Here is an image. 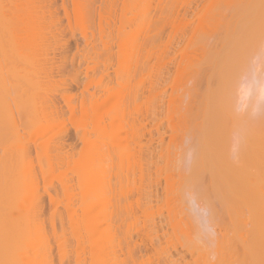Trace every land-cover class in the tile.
Returning <instances> with one entry per match:
<instances>
[{
	"label": "rangeland",
	"instance_id": "374dc122",
	"mask_svg": "<svg viewBox=\"0 0 264 264\" xmlns=\"http://www.w3.org/2000/svg\"><path fill=\"white\" fill-rule=\"evenodd\" d=\"M57 1V2H56ZM79 0H40L39 2L41 3H38L37 5L39 6V4L40 5H42L41 7V9H44L45 11H44V17H43V20H44V22H42V19H41V21L40 22H42V24L40 23V24H38V26H42V27H44L45 26V29L43 30L42 28L40 29V31H45L46 30V28H47V30L45 31L46 32V36H48V35H50V38H51V36L53 35L55 38H57L59 41H60V43L64 40V38H65V40L60 44V43H55V45H54V43L52 42V40L50 39V38H47V40H49V41H51L52 43H53V45H52V48L54 47V50L56 51H54V52H51V50L48 52V54H49V57L51 58V56H54V58L58 61H56V62H54L55 64V67L57 68V70H56V68L54 67L53 69H54V76L56 77V75H57V78L60 76V74H62L63 73V78L65 79L66 78V81L67 82H70V78H72V76H74L76 73H78L77 74V76H78V78H79V81L80 82H84L85 81V76H84V73H83V71H84V64H86V63H88V65H94L95 63V67L97 68V64H98V61H99V59H100V61H101V56H103V59H102V61L100 62V63H102V66L99 64V67H98V69L99 70H102L103 68H104V60H106V62H107V60L109 61V59H108V54H110V56H111V54L112 53H110V51H112L113 52V50H114V53L116 52V54L114 55H112V56H114V58L113 57H110V58H112V59H110V63L112 62V65L110 64V67H108V64H107V71H109V75H110V77H112V79H113V77L115 76V77H117V79H119L120 78V80H117V81H119V82H117V83H122L124 80H121V77L123 78V77H126V76H124L125 74H128V72H129V69L132 67V69H133V71L131 72V70H130V72H131V74H130V72H129V75H127L128 77H126V79L128 80L127 82H129L128 83V86H127V83H126V87L125 88H123V90L121 89L123 86L121 85V86H119L120 84H116L115 82H116V78L114 77V79H113V90L117 93H114L113 92V96H111L110 98H109V100H107L106 101V104L104 103V105H103V107H105L104 108V110H106L108 107H109V105L111 104V102L113 101V98H114V96H115V98H117L116 96H120L121 97V93L123 94V96L121 97V98H126L127 99V95L128 94H130V90L129 89H131L132 91H133V93H134V90H135V86L136 85H138V88H139V86H140V84H141V81H142V79H144L143 81H144V83L145 84H141V85H145L144 86V89H143V86H142V88H141V86H140V89L143 91L142 92V94H143V97H145L144 95H146V97H147V95H148V97H149V99L150 100H152L151 99V97L153 98V97H155V98H153V101L154 102H152V104L150 105L149 103H148V101H149V99H148V97H147V101H145V98H142L143 99V101L142 100H140V98H138L139 99V101H138V99H137V101L138 102H136L137 103V105H136V103H134V106L136 107V109H137V106H138V108H141V109H138V111L140 110V112H142L140 115H139V112L137 113V114H134L133 115V117H135V115L137 116V118L135 117V121L134 120H132L134 123H133V125H131L132 124V121L130 120V121H128L129 122V124L131 125L130 126V129H129V126H128V122H127V124H126V122H122L121 121V124H120V126H119V128H118V132H119V130L120 129H122V133L123 132H125L124 133V135H127V136H125V139L126 140H124V144L122 143V146L120 145L119 147L120 148H123L124 149V151H123V149H121V153H125V151H128L129 149V153L131 152H133L131 155L129 154L128 155V152L127 153H125L124 155L125 156H123L124 158H122V161L123 162H120L121 160H117L116 159V163L117 162H120V163H122V164H120V163H118V168L116 167V169H119L120 167H121V169L123 170H121L120 169V171L118 172L115 168H114V166H115V160H114V166L113 167H111V168H113V170L112 169H108V170H111V171H109V172H107L108 173V175L106 176V178L105 179H111L113 182H116V187L117 188H119L120 186H119V183L117 182L118 181V179L116 180V178L117 177H113V175H117L118 173L120 174V181H121V183H122V190L121 189H118V190H120V192H119V196L118 197H120V198H122V197H124L125 198V196H126V198H129V200L131 199V202H132V210L130 211V212H133L132 214L134 215V213H135V211H136V213H135V217H137L136 219L138 220H136V221H133L134 219H127L128 221H126V226H125V224H119V226L117 225V228H118V230H117V233H118V236H119V238H120V240H122V245H123V252H126L127 250H129L130 251V256L133 258L132 260V264H133V262H134V264H153V263H155V264H182V263H184V264H264V256L261 254V248H263V246H264V244L263 245H261V246H257V247H255V246H253L252 245V241L253 240H255L254 239V231H255V227H256V224H254V219L257 217L258 218V215H260L258 212H257V209L255 210V209H253L254 207L256 208L257 206H258V208H259V205L261 206L262 205V203L264 204V199H262V202L261 203H259L258 201H257V203H256V200L252 203V202H249V204L250 205H248V204H246L244 207H243V212L241 211V213L239 212L240 210H242V208L238 211V213H240L241 215H240V217L238 218V220L239 221H242L243 223H244V227H242V229H240L241 230V236H240V234L238 233V235L236 234V232L238 231V229L236 228V224H235V222H233L232 220H233V217H232V215H230V214H228V211H226L222 206H221V203H222V196H224V194L220 191V192H218V190H217V188L215 189L214 188V190L212 189V187L214 186V187H216V184H214L213 183V181L215 180V178H214V176L212 177V175H211V173H210V171L208 170V168L206 167V165L200 160V161H195V165L193 164V162H194V160H195V158L194 159H192V162H191V164L190 165H188V167L186 166V167H180V168H178L177 167V164H176V161H177V157H178V155H179V149L183 146V144H184V140H185V137H189V138H192V139H190L193 143H191V148H193L192 150H194V146H195V144L197 145V147H196V149L198 150V147L200 146V145H198V144H200V143H198L199 141H200V133H201V128H202V125L203 124H205V123H207L206 122V120H205V116H207V114H209V112L208 113H206L208 110L207 109H209V107H206V102H207V104H208V102L210 101L209 99H208V96H209V94L210 93H212V92H215V85H214V83H216V82H214L215 81V76L213 77L211 74H213V75H217V74H215V73H217V72H215L216 71V69L219 67L220 68V65H217V64H221V61H220V58H222L221 56H224L225 54H226V52H228V50H230V48L231 49H234L233 48V46H234V41L236 42V40L238 39V38H240V36L241 37H243L242 36V34L241 33H243L246 29L248 30V28H251L252 30H253V28L252 27H255V26H253L252 24H251V22H253L254 23V25H256L257 23L259 24H257V27L258 28H260V26L262 27V24H264V18H263V16H262V18H261V21H259V18H257V16L256 15H253L252 14V12H256V14L257 15H259V12L257 11V9L259 10V8L260 7H258L257 9L256 8H254L255 7V5H256V3L258 2H255V0H251V2H250V0H186V2H185V0H173V2H172V0H152L151 2H150V0H131V2H130V0H80L79 2H78ZM94 1H95V3H94ZM135 1V2H134ZM187 1H189V3H188V5H186L187 4ZM246 1V2H245ZM261 1V0H260ZM62 2V3H61ZM72 2H73V4H72ZM115 2H116V4H115ZM120 2V3H119ZM139 2H140V4H139ZM166 2V3H165ZM184 2H185V5H184ZM191 2V3H190ZM254 2V3H253ZM109 3V4H108ZM123 3V5H121ZM147 3V4H146ZM158 3V4H157ZM173 3V4H172ZM183 3V4H182ZM243 3H244V5H243ZM259 3V2H258ZM261 3V2H260ZM94 5V7H93V5ZM106 4V5H105ZM125 4V5H124ZM135 4H136V6H135ZM163 4H164V7H163ZM239 4V5H238ZM255 4V5H254ZM47 6V7H45L44 8V6ZM82 5H84V6H82ZM112 5V6H111ZM115 5V6H114ZM134 5V6H133ZM149 5V6H148ZM150 5H152L151 7H150ZM252 5H254L253 6V8H252ZM51 6H52V9H51ZM87 6V8L85 9V7ZM120 6H121V8H120ZM170 6V7H169ZM261 7H262V3H261V5H260ZM50 7V8H49ZM100 7H101V13H100ZM125 7V8H124ZM142 7V8H141ZM144 7H145V9H144ZM168 7V8H167ZM64 8H65V10L67 11V16L66 15H64L65 13H64ZM69 8V9H68ZM95 8V9H94ZM107 8V9H106ZM119 8V9H118ZM134 8H135V10H134ZM158 8V9H157ZM162 8V9H161ZM163 8H164V10H163ZM166 8H167V11H166ZM49 9H50V11H52L51 13H52V16L55 18V20H54V18H53V20L55 21V23L53 22V27L51 26V23H50V19H48V16L51 14L50 13V11H49ZM89 9V10H88ZM114 9V10H113ZM124 9V10H123ZM133 9V10H132ZM138 9H139V11H138ZM142 10V12H141V10ZM151 9V10H150ZM260 9H262V8H260ZM48 10V11H47ZM56 10V11H55ZM58 10V11H57ZM62 10V11H61ZM83 10V11H82ZM86 10H87V12H86ZM149 10V11H148ZM239 10H240V13H239ZM255 10V11H254ZM55 11V12H54ZM60 11V12H59ZM99 11V12H98ZM104 11H106V13L104 12ZM113 11V12H112ZM169 11V12H168ZM173 11V12H172ZM260 11V10H259ZM85 12V13H84ZM104 14H103V13ZM144 12V13H143ZM145 12H147V14L145 13ZM148 12H149V14H150V16H149V14H148ZM153 12H155V14L153 13ZM172 12V13H171ZM58 13V14H57ZM95 13V14H94ZM116 13V14H115ZM124 13V14H123ZM133 13H134V15H133ZM142 13V14H141ZM152 13H153V15H152ZM169 13H170V15L171 16H169ZM247 13V15H245ZM47 14H49V15H47ZM56 14V15H55ZM73 14V15H72ZM130 14V15H129ZM168 14V15H167ZM173 14V15H172ZM242 14L244 15V16H246L245 18H244V16H242ZM263 14H264V9H263ZM58 15V16H57ZM68 15H69V17H68ZM101 15V16H100ZM104 15H105V18H104ZM117 15V16H116ZM124 15V16H123ZM144 15H145V18H144ZM250 15H251V18H250ZM252 15L255 17L254 19L252 18ZM111 16V17H110ZM155 16V17H154ZM164 16V17H163ZM260 16V15H259ZM51 17V16H50ZM90 19H89V18ZM140 17H141V19H140ZM158 17V18H157ZM62 18V19H61ZM73 18V19H72ZM103 18V20H101V19ZM107 18V19H106ZM121 18V19H120ZM143 18H144V20H143ZM180 18H182V22H181V19ZM251 19V21L249 20V22H250V24L252 25H249V23L248 24H246V23H243V21L244 22H246V21H248L247 19ZM46 19V20H45ZM57 19H59V20H57ZM65 19V20H64ZM67 19V20H66ZM79 19V20H78ZM113 19H114V21H113ZM123 19H125L124 20V23H123ZM138 19V20H137ZM241 19V20H240ZM246 19V20H245ZM252 19L253 20H255V19H258V21L261 23H259L258 21L255 23L254 21H252ZM262 19H263V21H262ZM94 20V21H93ZM120 20H121V22H120ZM174 20V21H173ZM46 21V22H45ZM59 21H61V22H59ZM68 21V22H67ZM89 21V22H88ZM103 21V22H102ZM113 21V22H112ZM125 21H126V23H125ZM132 21L134 22V23H132ZM137 21V22H136ZM144 21V22H143ZM152 21V22H151ZM178 21V22H177ZM184 21V22H183ZM242 21V22H241ZM107 22V23H106ZM111 22H112V25H111ZM129 22V23H128ZM180 22V23H179ZM190 22V23H189ZM72 23V24H71ZM122 23H123V25H122ZM153 23V24H152ZM184 23V24H183ZM241 23V24H240ZM45 24V25H44ZM47 24V25H46ZM57 24V26L55 27V25ZM96 24V25H95ZM103 24L105 25V26H103ZM107 24V25H106ZM124 24H125V26H124ZM136 24V25H135ZM238 24H240L239 26H238ZM73 25V26H72ZM109 25H110V27H109ZM50 26L52 27L51 28V30H50ZM60 26V27H59ZM238 27V29H237V27ZM245 26V27H244ZM249 26V27H248ZM251 26V27H250ZM49 27V28H48ZM55 27V28H54ZM57 27H59V29L57 28ZM65 27V28H64ZM96 27H97V29H96ZM143 27H144V29H143ZM179 27V28H178ZM182 27V28H181ZM226 27H227V29H226ZM248 27V28H247ZM40 28V27H39ZM66 28H67V30H66ZM69 28V29H68ZM75 28V29H74ZM109 28V30H107ZM113 28H114V30H113ZM137 28H138V30H137ZM151 30H150V29ZM239 28H240V30H239ZM243 28L245 29V30H243ZM54 29V30H53ZM55 29H56V31H55ZM77 29V30H76ZM143 29V30H142ZM237 29V30H236ZM250 29V30H251ZM262 29H264V27L262 28ZM49 30H50V32H49ZM63 30V31H62ZM70 30V31H69ZM84 30V31H83ZM112 30H113V32H112ZM132 30V32H130ZM242 30V31H241ZM249 30V31H250ZM48 31V32H47ZM59 31V32H58ZM60 31H62V32H64V33H62L61 32V34H60ZM77 31V32H76ZM116 31H117V36H119L118 37V39H116ZM120 31V32H119ZM124 31L126 32L125 34H124ZM143 31V32H142ZM231 31V32H230ZM248 31V33H249V36H248V34L247 33H243L244 35H246L247 34V36H244V38H249L248 39V42H249V40L252 38V36L253 37H255L254 36V34L255 35H257L258 37H256L257 39H255V41L254 42H257V41H259V43H258V45H257V43H255L254 44V47H255V45L257 46L256 47V50L262 45V44H264L263 42H264V30H262V32H261V29H260V31L258 32V34L259 33H261L260 35L262 36V38L258 35V34H256L257 33V31H258V29L256 30L255 29V31H256V33L255 32H253L254 34L252 35V31L251 32H249ZM41 32V33H42ZM66 32V33H65ZM111 32V33H110ZM118 32H119V35H118ZM122 32V33H121ZM151 34H149V33ZM50 33V34H49ZM79 33V34H78ZM158 33V34H157ZM251 33V34H250ZM52 34V35H51ZM60 34V35H59ZM83 34H84V36L86 35V39L88 40L87 42H85V40H84V36H83ZM129 34V35H128ZM140 34H141V36H140ZM156 34V35H155ZM234 34V35H233ZM238 34V35H237ZM42 35V37H43V34H41ZM79 35V36H78ZM98 35V36H97ZM107 35V36H106ZM230 37H229V36ZM62 36V37H61ZM73 36V37H72ZM101 36V37H100ZM122 36H123V38H122ZM128 36H129V38H128ZM235 36H237V38H236V40H235ZM49 37V36H48ZM107 37H109V38H107ZM149 37H150V39H149ZM156 37V38H155ZM60 38V39H59ZM63 38V40H61ZM81 38H83V39H81ZM105 38H107V39H105ZM111 38V39H110ZM121 38L123 39V40H121ZM136 38V39H135ZM137 38H138V40H137ZM231 38V39H230ZM258 38H259V40H258ZM39 39V38H38ZM53 39V38H52ZM75 39V40H74ZM94 39V40H93ZM99 39V40H98ZM100 39L101 40H103V41H101L100 42ZM108 39H109V41H108ZM141 39H142V42H141ZM78 40V41H77ZM95 40H96V42H95ZM118 42H117V41ZM140 40V41H139ZM220 40H222V41H220ZM227 40V41H226ZM243 40L244 41V39L243 38H241V39H239V40H237V41H239V43L241 44V41ZM84 41V42H83ZM95 43H94V42ZM224 41V42H223ZM229 41V42H228ZM38 42H39V40H38ZM66 44H65V43ZM82 42V43H81ZM90 42V43H89ZM104 42V43H103ZM109 42V43H108ZM113 42V43H112ZM119 42H122L121 44H119ZM134 42V43H133ZM156 42V43H155ZM221 42H222V44H221ZM253 42V43H254ZM92 43L94 44L93 45V47H94V49L92 48ZM109 44V45H106V44ZM228 43V46H229V48H228V46L226 47V44ZM236 43H238V42H236ZM251 40H250V43H249V45H247V46H245L246 44H244L243 43V45L244 46H239V48H235V50H236V52L234 53V56L236 57H238L239 58V56L237 55V54H239L240 55V57H245L246 59H247V57H248V52H249V54L251 55V48L253 47V46H251ZM252 43V44H253ZM58 44V45H57ZM100 44V45H99ZM105 44V46H107L108 47V50L106 49V47H104L105 48V50H104V52H103V45ZM132 44H135V45H132ZM230 44V45H229ZM233 44V45H232ZM239 44V45H240ZM248 44V43H247ZM260 44V45H259ZM66 45V46H65ZM68 45V46H67ZM111 45V46H110ZM158 45V46H157ZM218 45V46H217ZM224 45V46H223ZM64 46V47H63ZM81 46L83 47V48H81ZM116 46V47H115ZM221 46H222V48H221ZM249 46V47H248ZM49 47V46H48ZM59 49H58V48ZM61 47H62V50H61ZM151 47V48H150ZM157 47V48H156ZM66 48V49H65ZM101 48H103V49H101ZM118 48V49H117ZM141 48H142V50H141ZM156 48V49H155ZM224 48V49H223ZM227 48V49H226ZM241 48H243L242 50H241ZM246 48H248V49H246ZM250 48V49H249ZM68 49V50H67ZM83 49V50H82ZM111 49V50H110ZM120 49V50H119ZM121 49H122V51H121ZM140 49V50H139ZM147 49V50H146ZM148 49H149V51H148ZM57 50H58V52H57ZM59 50H61V52H59ZM81 50V51H80ZM89 50H91V52H93V53H91L90 52V54H89V52H87V51ZM94 50H97L98 52H100V50H101V52H102V54L103 53H105L106 51V53L107 54H101V52L99 53L100 54V57L98 58V56H97V53L96 54H94ZM110 50V51H109ZM150 50L152 51V53H150ZM166 50H167V52H166ZM237 50H239V51H237ZM246 50V51H245ZM254 50V51H253ZM252 51L253 52H255V48L253 49ZM62 51H63V53L66 55H64L63 53H62ZM65 51V52H64ZM86 51V52H85ZM137 51V52H136ZM138 51H139V53H138ZM162 51V52H161ZM66 52H68V53H66ZM78 52V53H77ZM120 52L122 53V55L120 54ZM134 52V53H133ZM141 52H142V56H141V58H140V55H141ZM144 52H146V53H144ZM148 52V53H147ZM153 52H154V55H152L153 54ZM156 52V53H155ZM217 52V53H216ZM223 52V53H222ZM50 53H51V55H50ZM52 53H53V55H52ZM61 53V54H60ZM76 53V54H75ZM133 54V55H135V57H133L132 59L134 60V58H135V60L134 61H132V59H131V61L130 62H128L129 61V58H128V61L126 60V62H128V66H130V68L129 69H127V70H125V71H128L127 73L125 72L124 73V68H128V66L126 65L124 68L123 67H119V62H118V60H117V57H115V56H117V55H120L121 57H124L125 55H129V54ZM159 53V54H158ZM215 53V54H214ZM219 53V54H218ZM243 53V54H242ZM245 53V54H244ZM24 54H29L30 55V53L29 52H27L26 51V53H24ZM83 54V55H82ZM87 54H88V56H87ZM125 54V55H124ZM137 54H139V55H137ZM217 54V55H216ZM224 54V55H223ZM236 54V55H235ZM247 54V55H246ZM38 55V54H37ZM61 55V56H60ZM72 56V59L74 60V62H73V60H71L70 59V57ZM82 55V56H81ZM94 55H95V60L97 59L98 61L96 62L95 60H94V62L90 59V57H92V59L94 58ZM124 55V56H123ZM145 55V56H144ZM147 55H149L150 57H149V60L151 59V61H149L148 60V57H146ZM218 55H219V57H218ZM25 56V55H24ZM32 56H36V54L34 53V54H32ZM32 56H31V59H32ZM67 58H65V57ZM84 56V57H83ZM90 56V57H89ZM162 57L161 59H160V57ZM214 56H216V57H214ZM61 57H62V59H61ZM89 59H88V58ZM104 57L106 58V59H104ZM129 57H131V55H129ZM143 57V58H142ZM244 57L242 58V59H239V60H241L238 64H237V67H239L240 68V65H242L241 66V68L239 69L238 68V70H236V72L238 73L240 70L242 71V68H244L245 66V68L247 69V66H248V62L247 61H249V57H248V60H246V59H244ZM26 58V57H25ZM24 58V59H25ZM39 59L41 58V57H38ZM54 58H52L51 60H53ZM79 58V59H78ZM139 58V59H138ZM147 58V59H146ZM156 58V59H155ZM209 58H210V60H209ZM212 58V59H211ZM214 58V59H213ZM217 58V59H216ZM27 59V58H26ZM55 59H54V61H55ZM60 59V60H59ZM82 59V60H81ZM87 59V60H86ZM140 61V64H139V61ZM141 59V60H140ZM145 59V60H144ZM163 59V60H162ZM219 59V61L220 62H218L217 60ZM34 60V59H33ZM66 61V63H65V61ZM91 60V61H90ZM113 60H114V62H113ZM136 60H137V62H136ZM143 60V61H142ZM153 60V61H152ZM218 62H216V61ZM222 60V59H221ZM25 61V60H24ZM30 60H28L27 59V64L29 65V62ZM61 61V62H60ZM64 61V62H63ZM78 61V62H77ZM86 61V62H85ZM89 61V62H88ZM148 61V62H147ZM157 61H158V63H157ZM163 61H164V63H163ZM189 61H190V63H189ZM212 61V62H211ZM213 61H214V63H213ZM29 62V63H28ZM33 62V61H32ZM31 62V64H33ZM41 63V61L39 60L38 61V63ZM62 62H63V64H62ZM73 62V63H72ZM82 62V63H81ZM85 62V63H84ZM105 62V63H106ZM131 62H132V66L130 65L131 64ZM160 62V63H159ZM196 62H198L197 64H196ZM210 64V65H208V63ZM23 63V62H22ZM42 63H43V61H42ZM133 63L135 64L136 63V65H133ZM143 63V64H142ZM147 63H148V68L150 67L151 69L153 68V72L151 71L150 73H151V75L149 76V78H147V79H145V74H147V71H146V68L147 67H144L145 65L147 66ZM195 63V64H194ZM25 64V66L27 67V64L26 63H24ZM34 64H37V62L35 61V63ZM58 64H59V66H58ZM79 64H81L80 66V68H82V69H80V68H78V70H80V72L79 71H77V67H78V65ZM104 64V65H103ZM115 64H116V68L119 70L118 72H117V69L115 68L114 69V67H115ZM118 64V65H117ZM138 64V65H137ZM142 64V65H141ZM164 64V65H163ZM190 64H192V65H190ZM43 65V64H42ZM41 64H39V67H41L42 66ZM53 65V66H54ZM150 65V66H149ZM155 66V68H154V66ZM193 65H194V67H193ZM206 65V66H205ZM223 65V64H222ZM34 66V65H33ZM74 66V67H73ZM106 66V65H105ZM135 66H137V67H135ZM141 66V67H140ZM202 66V67H201ZM36 67H38V65H36ZM39 67L37 68V69H39ZM59 67V68H58ZM85 67H86V65H85ZM94 67V69H95V72H97L96 71V68ZM101 67V68H100ZM103 67V68H102ZM209 67H210V69H209ZM212 67V68H211ZM223 67V66H222ZM237 67H235V68H237ZM18 68V66H16V69ZM31 66H30V70H31ZM65 68V69H64ZM72 68V69H71ZM74 68H76L75 70H74ZM135 68H138V69H136L135 70ZM141 68V69H140ZM149 68V70H151ZM207 68H208V71H207ZM216 68V69H215ZM234 68V67H233ZM235 68H234V70H235ZM245 68L243 69L244 71H245ZM18 69H20L19 71L21 72L22 70H23V67L22 68H18ZM22 69V70H21ZM35 68H33V70H34ZM60 69V70H59ZM62 69H63V71H62ZM145 69V71H143ZM155 69V70H154ZM202 69V70H201ZM203 69H205V71H204V77H203ZM55 70H56V72H55ZM71 70V71H70ZM82 70V71H81ZM98 70V71H99ZM115 70V72H117L116 74H118L119 75V77H118V75H115L114 73L115 72H113ZM122 70H123V72H122ZM139 70V71H138ZM159 70V71H158ZM160 70H161V73H160ZM198 70V71H197ZM210 70V71H209ZM218 70V69H217ZM221 69H219V71H220ZM248 70V69H247ZM25 71H26V68H25ZM41 70H39V73H41L40 72ZM57 71L59 72L58 74H57ZM60 71H61V73H60ZM65 71V72H64ZM155 71V72H154ZM197 71V72H196ZM215 73H214V72ZM219 71H218V74H219ZM240 71V72H241ZM244 71H242L243 73H245ZM30 72V71H29ZM29 72H28V78H30L29 76H30V74H29ZM31 72H32V70H31ZM36 72V71H35ZM90 72V74H92L93 73V71H89ZM138 72V74H136ZM141 72H142V74H141ZM146 72V73H145ZM201 72V73H200ZM25 73V72H24ZM23 73V74H24ZM74 73V74H73ZM83 73V74H82ZM111 73V74H110ZM113 73V74H112ZM120 73L122 74V75H120ZM124 73V74H123ZM155 74V76H154V74ZM207 73V74H206ZM220 73H221V71H220ZM235 73V72H234ZM20 74H22V72L20 73ZM27 74V73H26ZM72 74V75H71ZM132 74H133V76H132ZM160 74V75H159ZM200 74V75H199ZM240 73H238V74H235L234 75V77L235 76H237L238 78H239V80H240V77L238 76ZM246 74V73H245ZM36 75H38L37 73L35 74V76ZM42 75H43V73H42ZM41 75V76H42ZM59 75V76H58ZM68 75V76H67ZM69 75H70V77H69ZM131 75V76H130ZM141 75V76H140ZM206 75V76H205ZM208 75V76H207ZM241 75H243V74H240V76ZM40 76V78H42ZM66 76V77H65ZM129 76H130V78H129ZM152 76V77H151ZM198 76L199 77H201V78H198ZM218 76V75H217ZM25 77H26V75H25ZM37 77V76H36ZM36 77H34V78H36ZM83 77V78H82ZM141 77V78H140ZM205 77H207V78H205ZM210 77H211V80H210ZM212 77H213V79H212ZM219 77H220V75H219ZM33 78V79H34ZM150 78H152V79H154L153 81L150 79ZM215 78V79H214ZM218 78V77H217ZM238 78L236 79V82H235V84H233V82H229V85H234V87H235V89L233 88L232 89V96L231 97H229V95H231L230 93H228L229 95H227V94H225V95H227V99H230L231 98V100H233V105H232V103H231V108L233 109L231 112H230V116L233 114V119L229 116H226V117H228V118H223V114L224 113H221L222 114V118L224 119V120H226V123H225V125H224V128L226 129V127H227V133H226V142H225V150H226V154H227V156H228V159L230 160V162H232V164H236L238 161H239V157H240V153L238 152V156H237V159L236 160H233V158H232V156H231V154H230V146H231V142H232V140H233V135H234V133H237V130H238V133H240L239 131H241L240 129H241V126H240V123H239V121H243V120H245V119H249L250 117H249V112L251 111V110H249L250 109V107L251 106H249V108L246 106V109H247V111L245 112L244 110H243V115L241 114L242 113V111H240V112H236L237 111V108L238 107H236V105H238L237 103H238V101H236V95L235 94H237V93H235L236 92V85H238L239 84V82L237 81L238 80ZM43 79V78H42ZM41 79V80H42ZM123 79H125V78H123ZM134 79V80H133ZM148 79H149V81H148ZM199 79V80H198ZM207 79V80H206ZM227 79V78H226ZM234 79V78H233ZM43 80H45V79H43ZM83 80V81H82ZM108 78H105V82L104 83H109L108 81ZM145 80L146 81H148V82H145ZM156 80L158 81L157 82V84H156ZM162 80V81H161ZM218 80H219V82L221 81V78L219 79L218 78ZM218 80L216 79V81L218 82ZM243 80H244V77H243ZM143 81H142V83H143ZM151 81V82H150ZM197 81V82H196ZM207 81V82H206ZM23 82V81H22ZM47 83V81L45 80L44 81V83ZM138 82V83H137ZM202 82H203V85H202ZM214 82V83H213ZM222 82V81H221ZM220 82V83H221ZM238 82V84H236ZM26 82H24V84H25ZM43 82H41V85H43L42 84ZM133 83H135L134 85H133ZM146 83H148L150 86L149 87H151V89H150V91H149V94H152V95H149V94H147V91H148V86H146ZM212 85H211V84ZM219 83V86L222 84L223 85V83H221L220 84ZM74 83H72V88L70 89V86L71 85H69L68 87H66V88H64V89H62L63 91L65 90L66 91V89H67V92H73V93H77V92H79V90L82 88V84L80 83V85L79 86H76V85H73ZM147 84V85H148ZM153 84H155L156 85V87H154L153 86ZM207 84V85H206ZM218 83H216V85H217ZM21 85H22V83H21ZM26 85H27V83H26ZM34 86H35V84H33ZM33 85H31L32 87H33ZM37 85V84H36ZM41 85H40V87H41ZM205 85V86H204ZM45 86H46V84H45ZM45 86H44V88H45ZM117 86H119V89L117 88ZM133 86V87H132ZM159 86H161V87H159ZM209 86H211L210 88H209ZM27 86H25L24 85V87H23V85H22V87H20V91H19V89H18V94H20L21 95V97L23 98V94H24V92L22 93L21 92V90L22 91H26V93H27V91L29 90L30 91V88H26ZM43 87V86H42ZM75 87V88H74ZM129 87V88H128ZM152 87H154V88H152ZM233 87V86H232ZM39 88V87H38ZM46 88H47V86H46ZM46 88H45V90H43V91H46ZM116 88V89H115ZM127 88V89H126ZM136 88H137V86H136ZM137 88V89H138ZM213 88V89H212ZM10 89V88H9ZM35 89L38 91V89L35 87ZM154 91H153V90ZM206 89H208V91L206 90ZM210 89H212V91H209ZM216 89H218L217 87H216ZM224 90L221 86H220V90ZM230 89H231V87H230ZM11 90H13L12 91V93H11V91H9V94L10 95H12V94H14L15 93V90H17L16 88L14 89V88H12ZM62 90H60V91H62ZM76 90H78V91H76ZM117 90V91H116ZM126 90H128V92L126 91ZM152 90V91H151ZM206 90V91H205ZM219 90V89H218ZM28 91V94H30V93H32L33 92V90L31 89V91L29 92ZM43 91H42V93H43ZM48 91V90H47ZM146 91V92H145ZM14 92V93H13ZM20 92V93H19ZM49 92V91H48ZM47 92V93H48ZM124 92H126V94L127 95H124L125 93ZM145 92V93H144ZM151 92V93H150ZM207 92H209V94L207 93ZM218 92V91H217ZM26 93L24 94V96L26 95ZM132 93V94H133ZM154 93V94H153ZM220 93V92H219ZM219 93H213V96H211L212 97V100H213V98H215V99H217L218 98V94ZM222 93V92H221ZM220 93V95L222 96V94ZM16 94V93H15ZM132 94H130V95H132ZM216 94V95H215ZM224 94V93H223ZM35 95V94H34ZM41 95V94H40ZM39 95V97L37 98L38 100H39V104H40V98H41V96ZM57 96V98H59V102H62V100L60 99V95L59 94H56ZM193 95H195V97H196V95H197V98L195 99V97L193 96ZM199 95H200V98H199ZM207 97H206V96ZM215 95V96H214ZM225 95H224V97H225ZM37 96V95H36ZM221 96H219V98L221 99ZM234 96V98H232ZM18 97V96H17ZM26 97H27V95H26ZM229 97V98H228ZM9 98V97H8ZM31 98V97H30ZM56 98V99H57ZM119 98V97H118ZM205 100H203V99ZM206 98L209 100H206ZM209 98H210V96H209ZM223 98V97H222ZM10 99H15V97L14 96H12V98H10ZM24 99H25V97H24ZM27 99H29V96H28V98ZM27 99L25 100V101H27ZM32 99H34L33 98V96H32ZM42 99V98H41ZM20 100V102H18V103H22L23 102V100L19 97V99H18V101ZM111 100V101H110ZM222 100V99H221ZM224 100H225V98H224ZM29 101H30V106L31 107H34L33 106V101L31 102V100L29 99ZM42 101V100H41ZM142 101V102H141ZM15 102L17 103V101H16V99H15ZM35 102H37L36 101V98H35ZM34 102V103H35ZM145 102V105L146 106H144V105H142L143 103ZM146 102H147V104H149L152 108H153V110H152V112H150V110L148 111V107H149V105H147L146 104ZM200 102H201V104L202 103H204L205 102V106H204V104L203 105H201L200 104ZM231 101H229V103H230ZM235 102H236V104H235ZM11 103L12 104H14V101L12 102L11 101ZM140 103H142L141 105H140ZM150 103H151V101H150ZM227 103H228V101H227ZM26 104H27V102H26ZM200 104V105H199ZM225 104H226V102H225ZM21 105V104H20ZM127 105H128V103H127ZM209 105V104H208ZM27 106V105H26ZM130 106H132L131 104H130ZM134 106H133V109H134ZM140 106V107H139ZM228 105H226L225 106V108L227 107ZM229 106H230V104H229ZM39 107H40V105L38 106L37 105V108H38V110H39ZM102 107V108H103ZM145 107V109H146V111L145 110H143L142 108H144ZM147 107V108H146ZM151 107H149V109L151 108ZM196 107H197V109H199L198 110V116H197V109H196ZM12 108H13V106H12ZM34 108H36V107H34ZM151 108V109H152ZM206 108V109H205ZM236 108V109H235ZM29 108H27V110H28ZM132 109V108H131ZM245 109V108H244ZM245 109V110H246ZM31 110V109H30ZM203 110V111H202ZM205 110H206V112H205ZM227 111H228V113H229V110H228V107H227V109H226ZM32 111H33V108H32ZM100 112H103V110H101V108H100V110H99ZM155 111H156V113H155ZM180 111V112H179ZM224 111H225V109H224ZM227 111H225L226 113H227ZM133 113L135 112V109H134V111H132ZM145 112V114H143ZM147 112L149 113V114H151V115H149L148 116V114H147ZM155 113V114H152V113ZM173 112V113H172ZM206 113V115H205V113ZM223 112V111H222ZM25 113H28L27 111L25 112ZM33 113V112H32ZM31 113V114H32ZM34 113H35V111H34ZM98 113V112H97ZM171 113L172 114H174L173 116L171 115ZM181 113H182V116H181ZM196 113V114H195ZM225 113V114H226ZM227 113V114H228ZM235 113H236V116H235ZM180 114V115H179ZM183 114H184V116H183ZM200 114V115H199ZM226 114V115H227ZM242 116H241V115ZM146 115V116H145ZM202 115V116H201ZM203 115H204V119H203ZM14 116H15V112H14ZM17 116V115H16ZM24 116V115H23ZM36 116H37V114H36ZM127 116V118L129 117L128 115H126ZM152 116H153V118H152ZM178 116V117H177ZM179 116H180V118H179ZM238 116V117H237ZM241 116V117H240ZM243 116H244V119L243 120H241L242 118H243ZM28 117V116H27ZM31 117V116H30ZM29 117V118H30ZM32 117H33V115H32ZM34 117H35V115H34ZM33 117V118H34ZM144 119H143V118ZM148 117V118H147ZM172 117H173V120H172ZM209 117V116H208ZM221 117V116H220ZM225 117V116H224ZM240 117V118H239ZM16 118V117H15ZM26 118V117H25ZM127 118H125V119H127ZM193 118V119H192ZM196 118V119H195ZM198 118V119H197ZM257 118V117H256ZM256 118H251V119H249L250 120V122H249V124H247V121L245 120V122L243 121V124L245 123V125L246 126H248V128L250 127H252V130L251 131H253V129H254V126H255V122H256V130H257V124H258V126L260 127V125H259V120H258V118H260V117H258L257 119ZM18 117H17V121H16V123H19V121H18ZM20 119H21V121H22V119H23V121H24V118H21V116H20ZM35 119H36V117H35ZM181 119L183 120V121H181ZM200 119H201V121H200ZM206 119H207V117H206ZM221 119V118H220ZM222 119V120H223ZM235 119H237V121H234ZM26 120L27 121H24V124L27 122V126L28 127H30V125L28 124V118H26ZM32 120V122H33V119H31ZM87 120V121H86ZM152 120V121H151ZM196 120H197V122H196ZM208 120V119H207ZM223 120V121H224ZM229 120H230V122H229ZM239 120V121H238ZM252 120L253 121H255L254 122V125H253V122H252ZM21 121H20V124H18L19 125V127H17V128H19L18 129V133H20V134H22V132H23V137H22V135H21V139H23V140H25V139H27V137H29V139H27L28 140V142H26V140H25V143L23 142V144L25 145V146H23L24 148L25 147H27V143L28 144H30L29 146H28V149L26 150V152H28V150H30L28 153H27V156H29L28 154H30V156H33L34 154H33V152L35 153V151H34V148H33V144H36V143H38L37 145H35L34 147L36 148V146H37V148L39 147L38 145H39V143L41 144V142L43 143V140L45 141L46 139L48 140V139H50V141H52V140H54L55 138H57V134H56V136L54 135L55 134V130H56V127H55V129L52 127V129H50L48 132H46V133H43V134H41V136L38 134V136H37V134H34L35 135V137L36 138H34L33 139V141L34 140H36V141H32V139L31 138H33V136L34 135H29L28 136V134H30V132L28 133V131H27V126L26 125H23V123H21ZM36 121H37V119H36ZM36 121H34V122H36ZM90 117L89 118H85V122L87 123V125H88V127L90 126L91 127V125H90ZM176 121H177V123H176ZM180 123H179V122ZM190 121H192V122H190ZM204 121H205V123H204ZM234 121V122H233ZM33 122V123H34ZM120 122V121H119ZM143 122V123H142ZM252 122V123H251ZM263 123V121H262V119L260 120V123ZM29 123H30V121H29ZM107 122H105V124L104 125H107L106 124ZM179 123V124H178ZM191 123V124H190ZM111 124V123H110ZM135 124H136V126H135ZM139 124V125H138ZM141 124V125H140ZM190 124V126H188ZM194 125V129H193V126H191V125ZM197 124H198V126H197ZM228 124V125H227ZM231 124H232V126H231ZM242 124V123H241ZM250 124H251V126H250ZM8 125V124H7ZM17 125V124H16ZM21 125V126H20ZM109 125V124H108ZM104 126L105 128V130L109 127L110 129L111 128H113V127H111V126H115V130L117 131V128H116V123H115V125H110V126ZM121 125L122 126H125L126 127V129H125V127L124 128H121ZM148 125V126H147ZM235 127H234V126ZM262 125V124H261ZM263 125H264V123H263ZM22 126H24V127H26V132L28 133H26L25 134V132L23 131V128H21ZM33 126V125H32ZM117 126H118V123H117ZM231 126V127H230ZM237 126V127H236ZM7 127V126H6ZM5 127V128H6ZM10 127H12V126H10ZM89 127V128H90ZM140 127V128H139ZM143 127V128H142ZM172 127V128H171ZM262 127H264V126H262ZM5 128H3V129H5ZM109 128H108V131L107 132H109ZM147 128V129H146ZM175 128V129H174ZM231 128V129H230ZM32 129H33V127H32ZM114 129H112V131L114 130ZM123 129H124V131H123ZM196 129V130H195ZM237 129V130H236ZM6 130H7V128H6ZM5 130V132H7ZM9 130H11V128L9 129ZM9 130H8V134L6 135L4 132L2 133L1 131V138H0V145H1V143L3 144V143H5V142H7L8 141V138H10L11 140H12V138H14V136H15V139H16V136L18 135L17 133H15V131L13 130V132L15 133V134H17V135H15V134H13L12 133V131L10 132V133H12L11 134V136H9ZM17 130V129H16ZM22 130V132H20ZM25 130V129H24ZM114 130V132H116ZM130 130V131H129ZM138 130V131H137ZM191 130H192V132H191ZM232 130H234L233 132H231ZM259 130H261V128L259 129ZM263 130V129H262ZM262 130L261 131H258V132H262ZM32 131V130H31ZM71 131H73V128L72 127H70V125H68L67 126V137H65V141H66V145L64 144V150H70V146L71 145H69V144H73L74 143V140H70V138L69 137H72L73 136V133L71 132ZM142 131V132H141ZM150 131V132H149ZM72 133V136H70V134ZM74 132V131H73ZM128 132L131 134L130 136H129V134H128ZM189 132H190V135H189ZM194 132H196V134L194 135ZM256 132V131H255ZM52 133H53V136H52ZM133 133H135L134 134V136H133ZM142 135H141V134ZM150 133V134H149ZM231 133H233V134H231ZM2 134H5V136H6V140H5V142H4V137L2 138ZM65 134V135H66ZM109 134H111L110 132H109ZM256 134V133H255ZM260 134V133H259ZM24 135H25V138H24ZM47 135H48V138H47ZM231 135H232V138H231ZM253 135H254V132H253ZM262 136H264L263 135V132H262V134H261ZM260 135V136H261ZM39 136H40V138H39ZM140 136H141V138H140ZM44 137V138H43ZM127 137H130L131 139H129V140H131V141H127ZM138 137H139V139H138ZM257 137V136H256ZM46 138V139H45ZM135 138L137 139L136 141H135ZM15 139H13V141H12V143L14 142V140ZM17 139H19L18 137H17ZM30 139H31V141L33 142H30ZM71 139H73V137L71 138ZM173 139V140H172ZM184 139V140H183ZM20 140V139H19ZM19 140H16V141H19ZM22 140V141H23ZM41 140V141H40ZM134 140V141H133ZM196 140H198V142L196 141ZM22 141H19L20 143H22ZM49 141V142H50ZM68 141H71V142H69L68 143ZM8 142H10V141H8ZM8 142L7 143H5L6 144V147H8L7 146V144H8ZM47 142V141H46ZM140 144V146H139V144ZM161 142V143H160ZM12 143H10V144H12ZM14 143H17V142H14ZM68 143V144H67ZM136 143V144H135ZM240 143H241V141H240ZM49 144H51V143H49ZM125 144H128V145H126L125 146ZM15 145V144H14ZM17 145V144H16ZM42 145V144H41ZM124 145V146H123ZM2 146V145H1ZM10 146H12V145H9V147ZM80 145L79 144H76V147H79ZM14 147V146H13ZM21 147V146H20ZM118 147V148H119ZM132 147V148H131ZM1 148V147H0ZM30 148V149H29ZM33 148V149H32ZM66 148V149H65ZM118 148H116L115 150H117ZM128 150H127V149ZM240 148V147H239ZM7 149H9V148H7ZM13 149H15V147L13 148ZM12 149V150H13ZM138 149V150H137ZM141 149V150H140ZM120 149H118V151H119ZM9 151H10V149H9ZM14 151V150H13ZM19 151H21V150H19ZM18 151V152H19ZM148 151V152H147ZM0 152H1V149H0ZM8 152V151H7ZM14 152H16V151H14ZM16 153V154H20V153ZM120 152V151H119ZM138 152L140 153V155L138 154ZM150 152V153H149ZM196 151L194 150V154H195V156H198V153L196 154L195 153ZM9 153V152H8ZM229 153V154H228ZM10 155L12 154H14V153H11V151H10V153H9ZM23 155H24V160H23V158L21 159V160H23L24 162H25V155H26V153H22ZM42 154V153H41ZM50 154V153H49ZM122 154V155H123ZM126 154H127V157L128 158H126ZM144 154V155H143ZM149 154V155H148ZM6 155H8V154H6ZM10 156L11 158H14V155L13 156ZM148 155V156H147ZM35 156V155H34ZM30 157L31 159H32V161H31V159H30V164H31V162H33V165H32V168H31V165L29 166V169H27V170H31V171H34L35 172V177L36 178H38L37 179V181H39V183H38V185H39V188H37L36 187V189H34L33 191H37V192H39V190H40V188H41V185L42 184H44V185H46L48 182H51L50 181V179L49 178H51V177H53L52 179V183H49L48 185L49 186H47L48 187V189L51 191V187L50 186H53V185H55L56 184V186H54V187H56V189H57V191H59V187H58V185L59 184H57V183H59V182H57L56 180H57V178L56 177H54L55 175L57 176V174L58 173H60V172H58V170L59 171H61V175H62V172L63 171H65L64 173H63V175L62 176H64V177H61L60 176V174H59V176H60V179L62 178V181L63 180H66L67 182H69V184H67L66 183V181H64L65 182V184H66V186L68 185H73V186H71V187H74L75 186V184L77 183L76 181V179H82L81 181H84V180H86V181H88V182H90V178H91V175H93V173L92 172H88V174H86L85 173V170L84 171H82V172H80V174H79V178L78 177H76L75 176V174H74V172H72L73 171V169L72 168H70V169H68V170H65L67 167H65L64 166V168L63 167H61V168H58L57 169V167H56V165H55V161L53 162V160L55 159H53V156H52V154H50V157H51V163L53 162V164H51L52 166H54V168H50V170H47L48 168L46 167V168H43V167H45V164H44V162H45V158L44 157H41V159L39 158V161H41L40 163H42V164H44L43 166L40 164V163H37L36 161H37V159H36V156L35 157ZM49 156V155H48ZM47 156V157H48ZM136 156V157H135ZM138 156V157H137ZM143 156V157H142ZM162 156V157H161ZM194 156V155H193ZM9 156L7 157V159L8 158H10ZM16 155H15V159H16ZM21 156L19 155V157L18 158H20ZM46 157V158H47ZM133 158V160H132V158ZM17 158V159H18ZM126 158V159H125ZM145 158V159H144ZM151 158V159H150ZM29 158L27 157V160H28ZM36 159V160H35ZM128 159V160H127ZM43 160H44V162H43ZM49 160H50V158H49ZM146 160V161H145ZM8 161V160H7ZM13 161V160H12ZM12 161H11V164H12ZM18 161V160H17ZM34 161H35V163H34ZM125 161L127 162V166L129 165V163H128V161H130V166H128V167H126V163H125ZM138 161V162H137ZM143 161V162H142ZM145 161V162H144ZM155 161V162H154ZM9 162H10V160H9ZM9 162H8V164H9ZM16 162V161H15ZM20 162V161H19ZM134 162V163H133ZM234 162V163H233ZM13 163H14V161H13ZM27 163H28V161H27ZM40 164L41 166H42V169L41 168H39V167H37L38 165L37 164ZM46 163V162H45ZM125 163V165L123 166V164ZM133 163V164H132ZM200 163V164H199ZM15 164V163H14ZM29 164V163H28ZM135 164H136V166H135ZM148 164V165H147ZM202 164V165H201ZM25 165H26V163H25ZM24 165V166H25ZM35 165V166H34ZM37 165V166H36ZM71 165V164H70ZM140 165H141V168H142V177H143V179L141 178H139V169H140ZM146 165H147V167H146ZM16 166H17V163H16ZM15 165L13 166V167H16ZM23 166V165H22ZM34 166V167H33ZM40 166V167H41ZM191 167V169H190V167ZM194 166V167H193ZM7 167H9V165L7 166ZM27 167V166H26ZM26 167H24L23 169L25 170V168ZM36 167V168H35ZM71 167V166H70ZM131 167V168H130ZM132 167H133V169H132ZM200 167H201V169H200ZM40 169V171H39V169ZM56 168V169H55ZM126 168V169H125ZM207 168V169H206ZM10 169L12 170V167H10ZM15 169V168H14ZM21 169V168H20ZM34 169V170H33ZM51 169L53 170L52 172H51ZM130 169H132L131 170V172H130ZM136 169V172L134 171ZM144 169V170H143ZM188 169L190 170L189 172H187L188 171ZM11 170L9 171V172H11ZM26 170V172H28ZM39 172H38V171ZM45 170V172H47L48 174H46L45 176H44V179H45V181H48V182H41L42 180V177L40 178L39 176L42 174H45L43 171ZM56 170V171H55ZM63 170V171H62ZM116 170V172H115V174H113L112 175V172L113 171H115ZM138 170V171H137ZM17 170H15V173H17L16 172ZM19 171V170H18ZM30 171V172H31ZM37 171V172H36ZM68 171V172H67ZM186 171V172H185ZM202 171V172H201ZM209 172V174L207 173V172ZM22 171H20V173H21ZM25 171H23L22 173H25V174H27ZM34 172H32V173H34ZM95 172V171H94ZM111 172V173H110ZM121 172L123 173V174H121ZM12 173V172H11ZM37 173H39V174H37ZM41 173V174H40ZM71 173H72V175H71ZM91 173V174H90ZM117 173V174H116ZM128 173L129 174H131L132 175V173H133V175H134V178L133 177H131V176H129V178L131 179V181L132 182H129L130 181V179L127 177V175H128ZM138 173V174H137ZM147 173V174H146ZM150 173V174H149ZM185 173V174H184ZM187 173V174H186ZM190 173V175H188ZM198 173V174H197ZM205 173V174H204ZM9 174V173H8ZM13 174V173H12ZM90 174V175H89ZM99 174H101V171L99 172ZM119 174H118V176H119ZM201 174H203L202 176H201ZM10 175V174H9ZM17 175V174H16ZM22 175V174H21ZM39 175V176H38ZM41 175V176H42ZM126 176V178H128V179H126L125 178V176ZM186 175V176H185ZM197 175H199L198 177L200 178H197ZM208 175V176H207ZM217 176L216 177H218L219 175L218 174H216ZM13 176H15L14 174H13ZM27 176H29V173H28V175H26V177ZM59 176H58V180L60 181V179H59ZM72 178H71V177ZM100 176V175H99ZM98 176V177H99ZM147 176V177H146ZM183 176V177H182ZM191 176H192V178H191ZM209 176H211V177H209ZM7 177H9L8 175H7ZM10 177H12V176H10ZM18 177V176H17ZM17 177H16V179H15V177H14V180H17ZM25 177V176H24ZM29 177H31V176H29ZM29 177H27L28 179H29ZM93 178H91V180L92 179H94V176H92ZM97 177V178H98ZM110 177V178H109ZM209 177V178H208ZM22 179H23V175H22V177H21ZM26 178V179H27ZM32 178V177H31ZM40 178V179H39ZM65 178V179H64ZM67 178V179H66ZM89 178V179H88ZM114 178V179H113ZM119 178V177H118ZM123 178V179H122ZM133 178V179H132ZM137 178H138V180H137ZM190 178V179H189ZM196 178H197V180H196ZM203 178V179H202ZM212 180H211V179ZM10 178H8V181L9 182H11L10 180H9ZM28 179L26 180V182L28 181ZM48 179V180H47ZM56 179V180H55ZM73 179V180H72ZM185 179H187V180H185ZM24 180H25V178H24ZM32 179H29V181H31ZM76 180V181H75ZM99 180H100V177H99V179H98V182H99ZM141 180V181H140ZM157 180V181H156ZM167 180H169V181H167ZM181 180H182V182H181ZM185 180V181H184ZM190 180V181H189ZM195 180V181H194ZM208 180V181H207ZM210 180H211V186L209 185V183H210ZM17 181H21V179L19 178V180H17ZM85 181V182H86ZM145 181H147V182H145ZM150 181H152V184H151V182ZM154 181H156L158 184L156 185L155 183H154ZM165 181H167V183H169V182H171V183H169V188L168 189H170L171 188V186L174 188L173 190H174V192H172V188L169 190V191H164L165 190ZM199 181H201V182H199ZM14 182V181H13ZM56 182V183H55ZM70 182H71V184H70ZM93 182V181H92ZM136 182V183H135ZM137 182H138V184H137ZM181 182V183H180ZM193 182H196V183H193ZM202 182H203V184H202ZM217 182V181H216ZM8 183V182H7ZM12 183V182H11ZM15 183V182H14ZM14 183H12V185L14 186ZM18 183V182H17ZM21 183H23V182H21ZM24 183H25V181H24ZM28 183V182H27ZM42 183V184H41ZM96 183L97 182H95V184H94V186L96 187L97 185H96ZM126 183H127V185H126ZM133 183V184H132ZM173 183V184H172ZM200 183H201V185H200ZM19 184V183H18ZM92 184V183H91ZM91 184H89V186H88V188H86V189H84L83 190V192H86V193H88V192H90V190H92V192L95 190V187L94 188H92V187H90L91 186ZM128 184H130V186H128ZM142 184V185H141ZM150 184H151V186H152V188H151V186H150ZM180 184V185H179ZM186 184H187V187H186ZM190 184V185H189ZM198 184H199V186H198ZM207 184V185H206ZM11 185V184H10ZM9 185V186H10ZM20 185V184H19ZM139 186V188H137V186ZM144 185V186H143ZM7 186H8V184H7ZM43 186V185H42ZM126 186V187H125ZM134 186H136V187H134ZM142 186V187H141ZM148 186H149V188H148ZM154 186H157V187H154ZM26 187V186H25ZM71 187H70V189H71ZM86 187H87V184H86ZM132 187V188H131ZM184 187H186V188H184ZM189 187H193L195 190L193 191V189L192 188H190V189H188V190H191V192L194 194V192H195V197H196V199L198 200V202H200V203H202V204H207V203H205V202H208L209 201V203H210V205H209V203H208V208H209V210H210V216H211V222H212V226H213V228H214V231H215V235H214V238H212V243H211V240L209 241H206V239H204L203 241H200V240H197V228H196V225H195V223H194V221H193V217H192V215H191V213L189 212V210H188V208H187V204L186 203H184L185 202V200L183 199V193H184V190L185 189H187V188H189ZM197 187V188H196ZM9 188V187H8ZM12 188V186L10 187V191H12L13 189H11ZM92 188V189H91ZM125 188H127V189H125ZM130 188V189H129ZM136 188L138 189V190H136ZM141 188V191H140V197H141V199L139 200V204L137 203L136 204V202H134L135 201V196H137L138 195V192H139V189ZM150 189L149 191H148V189ZM210 188H211V190H210ZM72 189H74V188H72ZM156 189V190H155ZM167 189V190H168ZM176 189V190H175ZM25 190H27L26 192H27V194H24L25 192L24 191H20V195L21 194H23L22 195V198L24 197V200H23V203L22 202H20V203H22L21 205H20V203H19V207H22V205L24 206V204H25V202H28L27 200L25 201V198L27 197V195L32 191H29V188H25ZM124 190V191H123ZM128 190L130 191V192H128ZM216 190V191H215ZM9 191V190H8ZM14 191V190H13ZM16 191H18V190H16ZM127 191V192H126ZM22 192V193H21ZM29 192V193H28ZM40 192H41V201H42V199L44 200V201H42V203H44L43 204V206H44V208H43V210L44 209H46V210H44L45 211V214L43 213V216H42V214L40 215V216H42L43 217V221H44V225H43V227L42 228H44L45 229V231H44V229L42 230V228H41V226H40V228H41V230L44 232V233H46V235L45 236H47L46 238L48 239H44L43 238V232L42 231H40V229H38V230H36V231H38L37 233H39V236H38V234H37V236H35L36 235V231H35V234L33 235V234H31V235H33V236H35V237H33V236H29L28 235V239H30V240H32V242H34L36 245H37V247H36V245H34L35 246V248H39L40 247V245L41 244H38L37 242H35V240H40L39 238H41L42 237V239L43 240H45L46 242H48L49 243V246H51L50 248H51V256H52V263L53 264H57L58 263V260H57V256L58 255H56L57 254V252H56V242H54V244H53V241H52V243L50 242L51 241V239H53V236H52V230L50 229V225H49V214L52 212V210H53V208H51V207H48V203H47V195L45 194V193H43V188H41V190H40ZM60 192V191H59ZM58 192V193H59ZM75 192V191H74ZM145 193V195H143L144 193ZM146 192H147V194H146ZM169 192V193H168ZM183 192V193H182ZM204 192H205V194H204ZM15 194V191L14 192H12V194ZM35 192H32V193H30V195L32 196L33 194H34ZM77 193H78V191H77ZM76 193V194H77ZM123 193V194H122ZM126 193V194H125ZM156 193V194H155ZM9 194H11V192H9ZM39 194V193H38ZM82 194V192H80V193H78V195H77V197L78 196H80ZM89 194V193H88ZM121 194L123 195V196H121ZM133 194V195H132ZM166 194V195H165ZM181 194V195H180ZM43 195V196H42ZM87 195V194H86ZM90 195H91V192H90ZM131 197H129V196ZM146 195H148V197L146 196ZM150 195V196H149ZM200 195V196H199ZM12 196V195H11ZM13 196H15V195H13ZM45 196V197H44ZM76 196V195H75ZM133 196V197H132ZM199 196V197H198ZM209 196V197H208ZM21 197V196H20ZM33 197V196H32ZM173 197V198H172ZM29 198V197H28ZM89 198H91V196H89ZM133 198V199H132ZM172 198V199H171ZM202 200H201V199ZM202 202H201V201ZM207 200V201H206ZM217 200V201H216ZM219 200V201H218ZM25 201V202H24ZM171 201V202H170ZM182 201V202H181ZM47 204H46V203ZM145 202V203H144ZM147 202V203H146ZM204 202V203H203ZM29 203H30V201H29ZM28 203V204H29ZM150 203V204H149ZM171 203V204H170ZM217 203V204H216ZM31 204V203H30ZM79 204V203H78ZM134 204H136V205H134ZM143 204V205H142ZM165 204V205H164ZM184 204V205H183ZM186 204V205H185ZM73 205V204H72ZM71 205V206H72ZM77 205V204H76ZM142 205V206H141ZM215 205V206H214ZM217 205H219V206H217ZM27 206V205H26ZM136 206V207H135ZM150 206V207H149ZM159 206V207H158ZM165 208H164V207ZM211 206H212V208L214 209H211ZM264 206V205H263ZM28 207H29V205H28ZM75 207V206H74ZM74 207L72 206L71 208H73L74 209ZM156 207V208H155ZM174 207V208H173ZM215 207H217V209L215 208ZM263 208V207H262ZM21 209V208H20ZM78 208H75L74 210H75V215L76 214H78L79 213V215H80V211H79V209L77 210ZM149 209H150V212L152 211V214H150L151 216L148 218V220H146L145 221V216H144V212H149ZM159 209V210H158ZM170 210V212L171 213H173V211H174V213H173V215H171V216H169L168 214H167V212H168V210ZM220 209V210H219ZM260 209V208H259ZM264 209V208H263ZM64 210V207H62V206H59L58 207V211H61V214L64 212L63 211ZM67 210V212H68V210L69 209H66ZM71 210V209H70ZM69 210V211H70ZM145 210V211H144ZM147 210V211H146ZM158 210V211H157ZM167 210V211H166ZM219 210V211H218ZM254 210V211H253ZM140 212V214H139V212ZM154 211V212H153ZM156 211V212H155ZM187 211V212H186ZM237 211V210H236ZM236 211L234 210V212H235V214H236ZM49 212V213H48ZM67 212H65V213H67ZM72 212V211H71ZM188 212H189V215H188ZM230 212V211H229ZM234 212H233V214H234ZM260 212H262V211H260ZM48 213V214H47ZM62 214V215H66V214ZM68 213H70V212H68ZM163 215H162V214ZM225 213H226V215H225ZM264 213V211L262 212V214ZM186 214V215H185ZM243 214V215H242ZM48 215V216H47ZM155 215V216H154ZM169 217H168V216ZM218 215V216H217ZM230 215V216H229ZM165 216L167 217V218H165ZM191 216V217H190ZM239 216V215H238ZM263 216V215H262ZM262 216H260V218L262 217ZM42 217H40V218H42ZM45 217V218H44ZM48 217V218H47ZM65 217V216H64ZM139 217V218H138ZM212 217H213V220H212ZM222 217V218H221ZM224 217V218H223ZM232 217V218H231ZM47 218V219H46ZM154 218V219H153ZM236 217H234V221L236 220L235 219ZM45 219V220H44ZM231 219V220H230ZM55 220V222H56V225L58 226V224H57V220H56V218L54 219ZM62 220H64V218H63V216H62ZM68 219H67V217H66V222H68L67 221ZM142 220V221H141ZM150 220H151V222H150ZM190 220H192V221H190ZM223 221H225V222H227V223H225V222H223ZM65 222V220L63 221V224H65L66 223ZM81 222V220L79 221V223ZM129 222H133V223H131L132 224V226H131V224L129 223ZM135 222V223H134ZM215 222V223H214ZM233 222V223H232ZM69 224H70V222H68ZM68 223H67V225L65 224V225H63L64 227L66 226V228H67V230L69 229L68 227H70V230H69V232L71 231L72 232V228H71V226L74 228V224L76 223V225H77V227H76V229H75V231L77 232V233H80V234H82V236L80 235V234H78V236L80 235V237H81V239H79V243L81 244L80 246H83V244H82V242L85 244L84 245V247L83 248H81L82 250L80 251V258H83L84 256H85V258H84V261L83 262H81V261H74L73 262V260H74V253H72V251H73V248H74V246H75V237H73V236H71L72 237V239H71V237H70V235H73V234H68V232H66V233H63V236L65 235V237H63L62 238V240H64L65 242V252H66V254H65V256H67V259H66V257H65V261H64V263L63 264H90V263H88L89 262V259H88V255H86V250H88V249H86L87 247H88V245L90 244V243H92L93 241H90V236H89V234H91L92 232H96V229L97 230H99L102 226H100L99 228H97V226L99 225H97L96 226V229L95 228H93V226L91 227V229L93 228L94 230H92L91 231V229L89 230V233H88V228H90V227H87V225L85 224V223H82L81 222V224H85L86 225V228H85V226L82 228L85 232H86V230H87V233L85 234V232L81 229V225L78 223V221H75V223H73L72 222V224H71V226L70 225H68ZM118 223H119V220H118ZM127 223H129L128 225H127ZM145 223V224H144ZM148 223V224H147ZM169 223V224H168ZM178 224V226H179V229H178V227L176 226L177 224ZM191 223V224H190ZM237 223V222H236ZM23 224V223H22ZM142 224V225H141ZM152 224V225H151ZM215 226H214V225ZM226 224H228V226L226 227ZM231 224H233V226H232V228H230L231 227ZM234 224H235V227H234ZM49 225V226H48ZM75 225V226H76ZM81 227H80V226ZM123 225V227H121ZM130 225V226H129ZM135 225V226H134ZM220 225V226H219ZM222 225V226H221ZM238 225H239V223H238ZM252 225V226H251ZM255 225V227H254V229H253V226ZM31 226V225H30ZM68 226V227H67ZM91 226V225H90ZM127 226H128V228H127ZM148 226V227H147ZM157 226V227H156ZM217 226H218V228H217ZM104 227V226H103ZM121 227V228H120ZM126 227V228H125ZM234 227V228H233ZM240 227V226H239ZM31 228H33V227H31ZM35 228V227H34ZM65 228V229H66ZM80 228V229H79ZM135 228V229H134ZM151 228V229H150ZM220 228V229H219ZM35 229H37V228H35ZM34 229V230H35ZM47 229V230H46ZM64 229V230H65ZM145 229V230H144ZM146 229H147V231H146ZM232 229V230H231ZM236 229V230H235ZM30 230V229H29ZM33 229L31 230V231H34ZM127 230V231H126ZM135 230V231H134ZM46 231H48V233L46 232ZM90 231H91V233H90ZM125 231V232H124ZM138 231V232H137ZM150 231H152V232H150ZM220 231V232H219ZM233 231V232H232ZM243 231V232H242ZM51 232V233H50ZM84 232V233H83ZM103 232V230H101V232L100 233H98V234H101ZM130 234H129V233ZM135 232H137V233H135ZM150 232V233H149ZM227 232V233H226ZM238 232H240V231H238ZM120 233V234H119ZM128 233V234H127ZM134 233L136 234V235H134ZM157 233V234H156ZM28 234H29V232H28ZM40 234H41V237H40ZM48 234V235H47ZM94 234V235H93ZM143 234H144V237H143ZM168 234V235H167ZM222 234V235H221ZM43 235V236H42ZM67 235V236H66ZM92 235L93 236H95V233H92ZM122 235V236H121ZM150 235V236H149ZM162 235H165V236H163L162 237ZM233 235V236H232ZM235 235H237V237H239L238 238V241H237V237H235ZM44 236V237H45ZM84 236H85V238H84ZM88 236V237H87ZM99 236V235H98ZM98 236H95L94 238L95 239H97V237ZM128 236V237H127ZM140 236H141V238H140ZM147 236V237H146ZM161 236V237H160ZM232 236V237H231ZM79 237V238H80ZM166 237H167V239H166ZM221 237V238H220ZM224 237H225V240H224ZM230 237V238H229ZM234 237V238H233ZM66 238H67V240H66ZM74 238V239H73ZM86 238H89V240L88 239H86ZM129 238V239H128ZM244 238V239H243ZM247 238V239H246ZM34 239V240H33ZM84 239L85 240H87L86 242H84ZM93 238H91V240H92ZM128 239V240H127ZM148 239V240H147ZM165 239V240H164ZM175 239H176V241H175ZM214 239V240H213ZM235 239V240H234ZM43 240H40L39 242L41 243V241L42 242H44ZM164 240V241H163ZM168 240V241H167ZM223 242H222V241ZM232 240V241H231ZM82 241V242H81ZM89 241H90V243H89ZM140 241V242H139ZM142 241V242H141ZM159 241H160V243H159ZM169 241L171 242V243H169ZM226 241V242H225ZM239 241H240V243H239ZM66 242H67V244H68V249L66 248L67 247V244H66ZM72 242V243H71ZM131 242H132V244H131ZM134 242V243H133ZM137 242H139V243H137ZM144 242V243H143ZM152 242V243H151ZM157 243V245L155 246V244ZM165 242V243H164ZM207 242H209L207 245L205 244V245H203L204 243H207ZM217 242H218V246H217ZM249 244H248V243ZM88 245H87V244ZM130 243V244H129ZM225 243V244H224ZM231 243V244H230ZM232 243H234L233 245H232ZM70 244V245H69ZM139 244V245H138ZM162 244V245H161ZM209 244H212V246L210 245L209 246ZM239 244V245H238ZM247 244V245H246ZM39 245V246H38ZM127 245V247L128 248H126L125 246ZM133 245V246H132ZM138 245V246H137ZM159 245V246H158ZM220 245V246H219ZM221 245H222V247H221ZM228 245V246H227ZM241 245H242V247H241ZM250 245V246H249ZM146 246V247H145ZM152 246H153V248H152ZM166 246V247H165ZM174 246V247H173ZM197 246V247H196ZM233 246V247H232ZM71 247V248H70ZM161 247V248H160ZM171 247V248H170ZM199 247V248H198ZM229 247H230V249H229ZM132 248V249H131ZM155 248V249H154ZM160 248V249H159ZM197 248H198V250H197ZM231 248H232V250H231ZM235 248V249H234ZM54 249H55V251H54ZM153 249V250H152ZM158 249V250H157ZM163 249H166L165 251L163 250ZM218 249V250H217ZM222 249L224 250V251H222ZM72 250V251H71ZM230 250V251H229ZM69 253H68V252ZM118 251V255H120L119 257L120 258H123L124 257V253H122V255H121V252L119 251V250H117ZM140 251V252H139ZM158 251L160 252L159 254H158ZM203 251L205 252V254L203 253ZM219 251V252H218ZM232 251V253H230ZM234 251V252H233ZM120 252V253H119ZM137 252V253H136ZM143 252V253H142ZM150 252V253H149ZM166 252V253H165ZM168 252V253H167ZM197 252V253H196ZM229 252V253H228ZM56 253V254H55ZM85 253V255L83 256V254ZM162 253V254H161ZM202 253V254H201ZM208 253V254H207ZM228 253V254H227ZM262 253H264V249L262 250ZM55 254V255H54ZM126 254V253H125ZM139 254V255H138ZM142 254V255H141ZM153 254V255H152ZM216 254V255H215ZM237 254H238V256H237ZM204 257H203V256ZM213 255V256H212ZM231 255V256H230ZM235 255V256H234ZM125 256H127V255H125ZM134 256V257H133ZM158 256V257H157ZM219 256H220V258H219ZM228 256V257H227ZM230 256V257H229ZM239 256H241V257H239ZM69 257H70V259H69ZM152 257H153V259H152ZM162 257H163V259H162ZM222 257H224V259L222 258ZM157 258V259H156ZM208 258H210V259H212L211 260V262H210V259H208ZM219 258V259H218ZM241 258V259H240ZM243 258V259H242ZM55 259L57 260V261H55ZM147 259V260H146ZM152 259V260H151ZM192 259V260H191ZM194 259V260H193ZM226 260V262L225 261H223V260ZM227 259H228V261H227ZM82 260V259H81ZM144 260V261H143ZM148 260H149V262H148ZM163 260V261H162ZM172 260V261H171ZM215 260H217V263H216V261ZM221 260V261H220ZM232 260V261H231ZM254 260V261H253ZM86 261H88V262H86ZM139 261V262H138ZM143 261V262H142ZM160 261V262H159ZM164 261H165V263H164ZM187 261H189V262H187ZM220 261V262H219ZM230 261V262H229ZM56 262V263H55ZM73 262V263H72ZM81 262V263H80ZM137 262V263H136ZM148 262V263H147ZM158 262V263H157ZM185 262H187V263H185ZM232 262V263H231Z\"/></svg>",
	"mask_w": 264,
	"mask_h": 264
},
{
	"label": "bare ground",
	"instance_id": "6f19581e",
	"mask_svg": "<svg viewBox=\"0 0 264 264\" xmlns=\"http://www.w3.org/2000/svg\"><path fill=\"white\" fill-rule=\"evenodd\" d=\"M40 0H0V131L3 133H5L6 135L8 134L7 132H8V130L11 128V130H9V136H11V134L13 133V134H15V133H17V134H15V135H17L16 136V139H15V136H14V138H12V140L10 139V138H8V141H10V142H8V144H7V146L8 147H6V144L5 143H7V142H5V140H6V136H5V134H2L3 136H2V138L4 137V142L5 143H1V145H0V149H1V152H0V264H53L52 263V254H51V246H49V243L48 242H46L45 240H43L42 239V237H41V234H40V237L41 238H39L40 240H43L44 242H42L41 241V243L39 242L40 240H35V242H37L38 244H41L40 245V247L39 248H35V246L34 245H36L34 242H32V240H30V239H28V235L29 236H33L34 234H35V231L36 230H38V229H40V231H42L44 228H42L43 227V225H44V221H43V213L45 214V211L44 210H46V209H44L43 210V208H44V206H43V204L44 203H42V201H44L43 199H42V201L40 200L41 199V192H40V190H41V188H43V193H45L46 195H47V203H48V207H51V208H53V210H52V212L49 214V225H50V229L52 230L50 233L52 234V236H53V239H51V243H52V241H53V244H54V242H56L55 244H56V252H57V254L56 255H58L57 256V260H58V263L57 264H63L64 263V261H65V257H66V259H67V256H65V254H66V250H65V241L64 240H62V238L63 237H65V235L63 236V233H66V232H68V234H73V235H70V237L71 236H73V237H75V246H74V248H73V251H72V253H74V260H73V262L74 261H81V262H83L84 261V258H85V253L83 254V258H80V251L82 250L81 248H83L84 247V243L82 242V244H83V246H80L81 244L78 242L79 241V239H81V237H80V235L82 236V234H80V233H77L76 231H75V229H76V227H77V225H76V223H75V221H78V223H79V221L81 220V222L82 223H85L86 225H87V227H90V228H88V233H89V230L91 229V227L93 226V228H95L96 229V226H97V228H99L100 226H102L99 230H97L96 229V232H92V233H95V236H98L97 237V239H95L94 237L95 236H93L92 235V233H91V231L92 230H94L93 228L91 229V231H90V233L91 234H89V236L91 237V238H93L92 240H91V238H90V241H93L92 243H90V241H89V245H88V247L86 248V249H88V250H86V255H88L87 257H88V259H89V262L88 261H86V262H88V263H90V264H132V257L130 256V251L129 250H127L126 252H123V245H122V240H120V238H119V236H118V233H117V230H118V228H117V225L119 226V224L121 223V224H125L126 223V221H128L129 219H134L133 221H136L137 219V217H135L134 215H135V213H136V211H135V213H134V215L132 214L133 212H130L132 209V202H131V199L129 200V198H126V196H125V198L124 197H122V198H120V197H118L119 196V192H120V190H118V189H123L122 188V183H121V181H120V174H119V176H118V174L115 176V175H113V174H115V172H116V170L119 172L120 171V169H121V167L119 168V169H116V167L118 168V166L120 165V164H122V163H120V162H123L122 161V158H124L123 156H125L124 154L125 153H127L128 152V155L131 153H129V150L128 151H125V153L123 154V153H121V149H123V148H120L119 146L121 145L122 146V143L124 142V140H126L125 139V136H127V135H124V133L126 132H123L122 133V129H120L119 130V132H118V128H119V126H120V124H121V121L122 122H126V124H127V122L128 121H132V120H134L135 121V117L137 118V116L135 115V117H133V115L134 114H137L138 112H139V115L142 113V112H140V110L138 111V109H141V108H138V106H137V109H136V107L134 106V103H136V102H138L139 101V99L138 98H140V100H142L143 101V99L142 98H145L146 97V95H144L145 97H143V94H142V90L140 89V86H141V88H142V86H143V89H144V86L145 85H141V84H145L144 83V79H142V81H143V83H142V81H141V84H140V86H139V88H138V85H136L137 86V88H136V86L134 85L135 83H133V85L135 86V90H134V93H133V91L131 90V89H129L131 92H130V94H132V95H130V94H126V92H124L125 94L124 95H127V99L126 98H121L122 96H123V94L121 93V97L118 95V96H116L117 98H115V96H114V98H113V101L111 102V104L109 105V107L106 109V110H104V108L105 107H103V105H104V103L106 104V101L107 100H109V98L111 97V96H113V92L114 93H116L114 90H113V83L115 82H113V79H114V77H113V79H112V77H110V75H109V71H107V64H108V67H110V64L112 65V62L110 63V59H112V58H110V57H113L114 58V56H112L113 54L115 55L116 54V52L114 53V50H113V52L112 51H110V53H112L111 54V56H110V54H108V59H109V61L107 60V62H106V60H104L105 62H104V64L106 65H104V68L102 69V70H99L98 69V67H99V64L102 66V63H100L101 61H102V59H103V54H107L106 52L105 53H103L102 54V52H101V50H100V52H101V54L103 55V56H101V61H100V59H99V61L96 59L95 60V55H94V58L92 59V57H90V59L94 62V60L97 62L98 61V64H97V68L94 66V65H88V63H86V64H84V71H83V73H84V76H85V81L84 82H80L79 81V78H78V76H77V74L78 73H76L74 76H72V78H70V82H67L66 81V78L64 79L63 78V73L62 74H60V76L57 78V75H56V77L54 76V67H55V63L54 62H56L57 60L54 58V56H51V58L49 57V54H48V52L51 50V52H54L55 50H54V47L52 48V45H53V43H54V45H55V43H60V41L57 39V38H55L52 34V36H51V38H50V35H48V36H46L45 34H46V30H47V28H46V30L45 31H40V29L42 28L43 30L45 29V26L44 27H42L41 25L40 26H38V24H42V22H44V20H43V17H44V9H41L42 7V5H40L41 3L39 2ZM51 1V0H50ZM61 1V0H60ZM64 1V0H63ZM72 1V0H71ZM80 1V0H79ZM78 1V2H79ZM106 1V0H105ZM124 1V0H123ZM128 1V0H127ZM139 1V0H138ZM152 0H150V2H151ZM177 1V0H176ZM259 3H258V2ZM57 2V1H56ZM130 2H131V0H130ZM135 2V1H134ZM172 2H173V0H172ZM185 2H186V0H185ZM185 2H184V5H185ZM246 2V1H245ZM250 2H251V0H250ZM255 2H257L256 3V5H255V7L254 8H258V7H260V8H262V9H260L259 8V10L257 9V11L259 12V15H257L256 14V12H252V14L253 15H256L257 16V18H259V21H261V18H262V16H263V18H264V14H263V9H264V0H255ZM262 3V7L260 6L261 5V3ZM38 3H40L39 4V6L37 5ZM62 3V2H61ZM94 3H95V1H94ZM120 3V2H119ZM152 3V2H151ZM166 3V2H165ZM188 3H189V1H187V4L186 5H188ZM191 3V2H190ZM254 3V2H253ZM72 4H73V2H72ZM109 4V3H108ZM115 4H116V2H115ZM139 4H140V2H139ZM147 4V3H146ZM158 4V3H157ZM173 4V3H172ZM183 4V3H182ZM93 5V4H92ZM106 5V4H105ZM121 5H123V3L121 4ZM125 5V4H124ZM185 5V6H186ZM239 5V4H238ZM243 5H244V3H243ZM254 5H252V8H253V6ZM82 6H84V5H82ZM112 6V5H111ZM115 6V5H114ZM134 6V5H133ZM135 6H136V4H135ZM149 6V5H148ZM152 5H150V7H151ZM45 7H47L46 5L44 6V8ZM93 7H94V5H93ZM163 7H164V4H163ZM170 7V6H169ZM50 8V7H49ZM87 8V6L85 7V9ZM120 8H121V6H120ZM125 8V7H124ZM142 8V7H141ZM168 8V7H167ZM167 8H166V11H167ZM46 9V8H45ZM51 9H52V6H51ZM69 9V8H68ZM95 9V8H94ZM107 9V8H106ZM119 9V8H118ZM144 9H145V7H144ZM158 9V8H157ZM162 9V8H161ZM89 10V9H88ZM114 10V9H113ZM124 10V9H123ZM133 10V9H132ZM134 10H135V8H134ZM141 10V9H140ZM151 10V9H150ZM163 10H164V8H163ZM48 11V10H47ZM49 11H50V9H49ZM56 11V10H55ZM54 11V12H55ZM58 11V10H57ZM62 11V10H61ZM83 11V10H82ZM138 11H139V9H138ZM149 11V10H148ZM255 11V10H254ZM52 11H50V13H51ZM60 12V11H59ZM86 12H87V10H86ZM99 12V11H98ZM105 13H106V11H104ZM113 12V11H112ZM141 12H142V10H141ZM169 12V11H168ZM173 12V11H172ZM171 12V13H172ZM64 15H66L67 16V11L65 10V8H64ZM85 13V12H84ZM100 13H101V7H100ZM103 13V12H102ZM144 13V12H143ZM146 14H147V12H145ZM154 14H155V12H153ZM153 13H152V15H153ZM239 13H240V10H239ZM58 14V13H57ZM95 14V13H94ZM104 14V13H103ZM116 14V13H115ZM124 14V13H123ZM142 14V13H141ZM148 14H149V12H148ZM47 15H49V14H47ZM56 15V14H55ZM73 15V14H72ZM130 15V14H129ZM133 15H134V13H133ZM168 15V14H167ZM173 15V14H172ZM245 15H247V13L245 14ZM252 15V18L254 19L255 17ZM262 15V16H261ZM51 16V17H50ZM58 16V15H57ZM101 16V15H100ZM117 16V15H116ZM124 16V15H123ZM149 16H150V14H149ZM169 16H171L170 15V13H169ZM242 16H244L243 14H242ZM68 17H69V15H68ZM111 17V16H110ZM155 17V16H154ZM164 17V16H163ZM246 16H244V18H245ZM53 16H52V13L48 16V19H50V23H51V26L53 27V22L55 23V18H54V20H53ZM89 18V17H88ZM104 18H105V15H104ZM144 18H145V15H144ZM144 18H143V20H144ZM158 18V17H157ZM247 18V17H246ZM250 18H251V15H250ZM41 19H42V22H40L41 21ZM62 19V18H61ZM73 19V18H72ZM90 19V18H89ZM101 19V18H100ZM107 19V18H106ZM121 19V18H120ZM140 19H141V17H140ZM181 19V22H182V18H180ZM252 19V21H254L255 23L258 21V19H255V20H253ZM46 20V19H45ZM57 20H59V19H57ZM65 20V19H64ZM67 20V19H66ZM79 20V19H78ZM101 20H103V18L101 19ZM124 20L125 19H123V23H124ZM138 20V19H137ZM241 20V19H240ZM246 20V19H245ZM248 21H246V22H244L243 21V23H246V24H248L249 23V25H253V26H255V27H252L253 28V30L251 29V28H248V30L246 29H244L243 28V30H245L243 33L245 34V33H247L248 34V36H249V33H248V31L249 32H251L252 33V35L254 34L253 32H255L256 33V31H255V29L257 30L258 29V31H257V33L256 34H258V32L260 31V29H261V32H262V30H264V29H262L263 27H264V24H262V27L260 26V28H258L257 27V24L256 25H254V23L253 22H251V24H250V22H249V20L251 21V19H247ZM94 21V20H93ZM113 21H114V19H113ZM112 21V22H113ZM174 21V20H173ZM258 21V22H259ZM262 21H263V19H262ZM46 22V21H45ZM59 22H61V21H59ZM68 22V21H67ZM89 22V21H88ZM103 22V21H102ZM112 22H111V25H112ZM120 22H121V20H120ZM137 22V21H136ZM144 22V21H143ZM152 22V21H151ZM178 22V21H177ZM184 22V21H183ZM242 22V21H241ZM107 23V22H106ZM123 23H122V25H123ZM125 23H126V21H125ZM129 23V22H128ZM132 23H134L133 21H132ZM180 23V22H179ZM190 23V22H189ZM260 23V22H259ZM72 24V23H71ZM153 24V23H152ZM184 24V23H183ZM241 24V23H240ZM240 24H238V26L240 25ZM261 24V23H260ZM45 25V24H44ZM47 25V24H46ZM96 25V24H95ZM107 25V24H106ZM136 25V24H135ZM251 25V26H252ZM259 25V24H258ZM50 26V30H51V27ZM57 26V24L55 25V27ZM73 26V25H72ZM103 26H105L104 24H103ZM124 26H125V24H124ZM250 26V27H251ZM40 27V28H39ZM54 27V28H55ZM60 27V26H59ZM59 27H57L58 29H59ZM109 27H110V25H109ZM237 27V26H236ZM245 27V26H244ZM49 28V27H48ZM65 28V27H64ZM179 28V27H178ZM182 28V27H181ZM69 29V28H68ZM75 29V28H74ZM96 29H97V27H96ZM143 29H144V27H143ZM142 29V30H143ZM150 29V28H149ZM226 29H227V27H226ZM237 29H238V27H237ZM236 29V30H237ZM50 30H49V32H50ZM54 30V29H53ZM60 30V29H59ZM66 30H67V28H66ZM77 30V29H76ZM107 30H109V28L107 29ZM113 30H114V28H113ZM113 30H112V32H113ZM137 30H138V28H137ZM151 30V29H150ZM239 30H240V28H239ZM55 31H56V29H55ZM63 31V30H62ZM62 31H60V34H61V32ZM70 31V30H69ZM84 31V30H83ZM242 31V30H241ZM42 32V33H41ZM48 32V31H47ZM59 32V31H58ZM77 32V31H76ZM120 32V31H119ZM119 32H118V35H119ZM130 32H132V30L130 31ZM143 32V31H142ZM231 32V31H230ZM62 33H64V32H62ZM66 33V32H65ZM111 33V32H110ZM122 33V32H121ZM126 32L124 31V34H125ZM149 33V32H148ZM243 33H241L242 34V36L243 37H241L240 36V38H238L237 40H239V39H241V38H243L244 39V41L242 40H240L241 41V44L239 43V41H237L236 40V38H237V36H235V40H236V42H238V43H236L235 41H234V46H233V48L234 49H231L230 48V50H228V52H226V54L224 55V56H221L222 58H220V61H221V64H217V65H220V68L218 67L217 69H216V71L215 72H217V73H215L214 71V73L215 74H217V75H213V74H211L213 77L215 76V78L218 80V78L220 79L221 78V83H223V85L219 82V80H218V82L216 81V79H215V81L214 82H216V83H218L217 85H216V83H214V85H215V92H212V93H210L209 94V92H207L208 94H209V96H210V98H209V96H208V99L210 100H208L207 98H206V100H208L209 102H208V104H207V102H206V107H209V109H207L208 111L206 112V110H205V112L206 113H208L209 112V114H207V116H205V120H206V122L207 123H205V121H204V123L205 124H203L202 125V128H201V133H200V141L198 142V140H196L198 143H200V144H198V145H200L199 147H198V150L196 149V147H197V145L195 144V146H194V150L196 151L195 153L197 154L198 153V156H195V154H194V156H193V159L195 158V160H194V162H193V164L195 165V161L197 160V161H202L205 165H206V167L208 168V170L210 171V173H211V175H212V177L214 176V178H215V180L213 181V183L214 184H216V187H212L211 185V180H210V183H209V185L212 187V189L214 190V188L216 189L217 188V190H218V192H222L223 194H224V196H222V203H221V206L226 210V211H228V214H230V215H232V217H233V222H235V224H236V228L238 229V231H240V232H236V234L238 235V233L240 234V236H241V230L240 229H242V227H244V223L242 222V221H239L238 220V218L240 217V213H241V211L243 212V207L246 205V204H248V205H250L249 204V202H254L255 200H256V203H257V201L259 202V203H261L262 202V199H264V136H262L261 134H262V132H263V135H264V127H262V126H264L263 125V123H264V115H261V116H258V117H260V118H258V120L260 119H262V121H263V123L261 122L260 123V120L258 121L259 122V125H260V127L258 126V124H257V130H256V122L255 121H253L252 120V122H253V125H254V122H255V126H254V129H253V131H251L252 130V127L250 128H248V126H246L245 125V123L243 124V121L245 122V120L247 121V124H249V122H250V120L249 119H251V118H249L248 120L247 119H245V120H243L244 119V116H243V118L241 119V120H243V121H239V123H240V126H241V131H239L240 133H239V135H240V141H241V143H240V148H239V153H240V157H239V161L236 163V164H232V162H230V160L228 159V156H227V152H226V150H225V142H226V133H227V127H226V129L224 128V125H225V123H226V120H224L223 118H228L229 116H230V112L233 110L232 108H231V106L233 105V100H231V98L230 99H227V95H229L228 93H230L231 95H229V97H231L232 96V89L234 88L235 89V87H234V85H229V82L231 81V82H233V84H235V82H236V79L238 78L237 76H235L234 77V75L235 74H238V73H240V74H243V75H241L240 76V74L238 75L239 77H240V80H239V78H238V82H239V84H238V82L236 83V84H238V85H236V92L235 93H237V94H235L236 95V101H238V105H236V107H240V108H245L246 109V106L249 108V106H251L250 107V109L249 110H251V108H252V106L255 104V102H256V98H255V84L253 83V81H252V79H251V76L250 75H248V77H247V79L245 80H243V77H245V73H247L248 72V66H247V69L245 68V71L243 70L244 68H242V71H244L245 73H243L241 70V72L239 71L238 73L236 72V70H238V68L239 67H237V64L241 61V60H239V59H242L243 57H240V55L239 54H237L238 56H239V58L236 56H234V53L236 52V50H235V48L237 47V48H239V46H244L243 45V43L244 44H246L245 46H247V45H249V43H250V40H251V42L253 43L254 41H255V39H257L256 37H258L257 35H255L254 34V36L255 37H253L252 36V38L249 40V42H248V37L247 38H244V36H247V34L246 35H244ZM250 33V34H251ZM41 34H43V37H42V35ZM50 34V33H49ZM59 34V35H60ZM79 34V33H78ZM150 34V33H149ZM158 34V33H157ZM261 33H259L258 35L262 38V36L264 35H260ZM129 35V34H128ZM151 35V34H150ZM156 35V34H155ZM234 35V34H233ZM238 35V34H237ZM79 36V35H78ZM83 36H84V34H83ZM98 36V35H97ZM107 36V35H106ZM116 39H118V37L119 36H117V31H116ZM140 36H141V34H140ZM229 36V35H228ZM50 38L51 40H52V42L51 41H49V40H47V38ZM62 37V36H61ZM73 37V36H72ZM101 37V36H100ZM230 37V36H229ZM250 37V36H249ZM39 38V39H38ZM53 38V39H52ZM66 38V37H65ZM65 38H64V40H65ZM84 38V40H85V42H87L88 40L86 39V35L83 37ZM83 38H81V39H83ZM107 38H109V37H107ZM107 38H105V39H107ZM122 38H123V36H122ZM121 38V40H123ZM128 38H129V36H128ZM156 38V37H155ZM255 38V39H254ZM60 39V38H59ZM67 39V38H66ZM111 39V38H110ZM136 39V38H135ZM149 39H150V37H149ZM231 39V38H230ZM38 40H39V42H38ZM61 40H63V38L61 39ZM63 40V41H64ZM75 40V39H74ZM94 40V39H93ZM99 40V39H98ZM104 40V39H103ZM103 40H101L100 39V42L101 41H103ZM137 40H138V38H137ZM254 40V41H253ZM258 40H259V38H258ZM62 41V42H63ZM78 41V40H77ZM108 41H109V39H108ZM117 41V40H116ZM140 41V40H139ZM220 41H222V40H220ZM227 41V40H226ZM61 42V43H62ZM84 42V41H83ZM94 42V41H93ZM95 42H96V40H95ZM94 42V43H95ZM118 42V41H117ZM141 42H142V39H141ZM224 42V41H223ZM229 42V41H228ZM60 43V44H61ZM65 43V42H64ZM67 43V42H66ZM65 43V44H66ZM82 43V42H81ZM90 43V42H89ZM104 43V42H103ZM109 43V42H108ZM106 44V45H109V44ZM113 43V42H112ZM122 42H119V44H121ZM134 43V42H133ZM156 43V42H155ZM248 43V44H247ZM251 43V46H253L252 48H251V52L253 53V49L255 48V51H256V45H255V47H254V44L255 43H257V45H258V43H259V41H257V42H254L253 44ZM264 43V42H263ZM63 44V43H62ZM221 44H222V42H221ZM240 44V45H239ZM58 45V44H57ZM64 45V44H63ZM93 43H92V48L94 49V47H93ZM100 45V44H99ZM122 45V44H121ZM132 45H135V44H132ZM230 45V44H229ZM233 45V44H232ZM260 45V44H259ZM49 46V47H48ZM66 46V45H65ZM68 46V45H67ZM111 46V45H110ZM136 46V45H135ZM158 46V45H157ZM218 46V45H217ZM224 46V45H223ZM228 46V43L226 44V47ZM64 47V46H63ZM103 48L104 47H106V49L108 50V47L107 46H105V44L102 46ZM116 47V46H115ZM249 47V46H248ZM58 48V47H57ZM81 48H83L82 46H81ZM103 48H101V49H103ZM151 48V47H150ZM157 48V47H156ZM155 48V49H156ZM221 48H222V46H221ZM228 48H229V46H228ZM50 49V50H49ZM59 49V48H58ZM66 49V48H65ZM118 49V48H117ZM224 49V48H223ZM227 49V48H226ZM243 48H241V50H242ZM246 49H248V48H246ZM250 49V48H249ZM61 50H62V47H61ZM61 50H59V52H61ZM68 50V49H67ZM83 50V49H82ZM104 50H105V48L103 49V52H104ZM120 50V49H119ZM140 50V49H139ZM141 50H142V48H141ZM147 50V49H146ZM253 50V51H252ZM26 51L27 52H29L30 53V55L29 54H24V53H26ZM81 51V50H80ZM87 51V50H86ZM85 51V52H86ZM95 52H94V54H96L97 53V56H98V58L100 57V52H98L97 50H94ZM121 51H122V49H121ZM148 51H149V49H148ZM237 51H239V50H237ZM246 51V50H245ZM56 52V51H55ZM57 52H58V50H57ZM65 52V51H64ZM87 52H89V54H90V52H91V50L89 51H87ZM137 52V51H136ZM162 52V51H161ZM166 52H167V50H166ZM36 54V56H32V54ZM62 53H63V51H62ZM66 53H68V52H66ZM78 53V52H77ZM91 53H93V52H91ZM134 53V52H133ZM138 53H139V51H138ZM144 53H146V52H144ZM148 53V52H147ZM150 53H152V51L150 50ZM156 53V52H155ZM217 53V52H216ZM223 53V52H222ZM237 53V52H236ZM251 53V54H252ZM38 54V55H37ZM61 54V53H60ZM64 54V53H63ZM76 54V53H75ZM120 54L122 55V53L120 52ZM159 54V53H158ZM215 54V53H214ZM219 54V53H218ZM243 54V53H242ZM245 54V53H244ZM25 55V56H24ZM50 55H51V53H50ZM52 55H53V53H52ZM65 55V54H64ZM83 55V54H82ZM81 55V56H82ZM125 55V54H124ZM123 55V56H124ZM129 55H131V57H129ZM129 55H125L124 57H121L120 55H117V56H115V57H117V60H118V62H119V67H125L126 65L128 66V62H130L131 61V59L133 58V57H135V55H133L132 53L131 54H129ZM137 55H139V54H137ZM152 55H154V52H153V54ZM217 55V54H216ZM236 55V54H235ZM247 55V54H246ZM31 56H32V59H31ZM61 56V55H60ZM66 56V55H65ZM64 56V57H65ZM71 56V55H70ZM87 56H88V54H87ZM141 56H142V52H141V55H140V58H141ZM145 56V55H144ZM250 56V54H249V52H248V57ZM28 60H30L28 63H29V65L27 64V59ZM38 57H41L40 59L38 58ZM56 57V56H55ZM84 57V56H83ZM146 57H148V60H149V55H147ZM160 57V56H159ZM214 57H216V56H214ZM218 57H219V55H218ZM248 57H247V59L244 57V59H246V60H248ZM25 58V59H24ZM52 58H54L55 59V61H54V59L53 60H51ZM57 58V57H56ZM66 58V57H65ZM88 58V57H87ZM128 58H129V61H128ZM143 58V57H142ZM162 57H160V59H161ZM34 59V60H33ZM61 59H62V57H61ZM67 59V58H66ZM70 59L71 60H73L72 59V56L70 57ZM79 59V58H78ZM89 59V58H88ZM104 59H106L105 57H104ZM115 59V58H114ZM139 59V58H138ZM137 59V60H138ZM147 59V58H146ZM156 59V58H155ZM212 59V58H211ZM214 59V58H213ZM217 59V58H216ZM222 59V60H221ZM25 60V61H24ZM41 61V63L39 62L38 63V61ZM60 60V59H59ZM82 60V59H81ZM87 60V59H86ZM90 60V61H91ZM126 60L128 61V62H126ZM134 60H135V58H134ZM133 59H132V61H134ZM137 60H136V62H137ZM141 60V59H140ZM145 60V59H144ZM163 60V59H162ZM209 60H210V58H209ZM33 61V62H32ZM35 61L37 62V64H34L35 63ZM42 61H43V63H42ZM65 61V60H64ZM63 61V62H64ZM139 61V60H138ZM143 61V60H142ZM149 61H151V59L149 60ZM153 61V60H152ZM216 61V60H215ZM218 62H220L219 61V59L217 60ZM216 61V62H217ZM239 61V62H238ZM23 62V63H22ZM31 62L33 63V64H31ZM58 62V61H57ZM61 62V61H60ZM63 62H62V64H63ZM73 62H74V60H73ZM72 62V63H73ZM78 62V61H77ZM86 62V61H85ZM84 62V63H85ZM89 62V61H88ZM113 62H114V60H113ZM148 62V61H147ZM212 62V61H211ZM217 62V63H218ZM248 62V61H247ZM24 63H26L27 64V67L25 66V64ZM65 63H66V61H65ZM82 63V62H81ZM138 63V62H137ZM157 63H158V61H157ZM160 63V62H159ZM163 63H164V61H163ZM189 63H190V61H189ZM198 62H196V64H197ZM208 63V62H207ZM213 63H214V61H213ZM241 63V62H240ZM239 63V64H240ZM39 64H43L41 67H39ZM139 64H140V61H139ZM143 64V63H142ZM141 64V65H142ZM195 64V63H194ZM223 64V65H222ZM238 64V65H239ZM34 65V66H33ZM36 65H38V67H39V69H37L38 67H36ZM54 65V66H53ZM81 64H79L78 65V67H77V71H79L80 72V70H78V68H80L81 66H80ZM85 65H86V67H85ZM118 65V64H117ZM131 66H132V62H131V64H130ZM133 65H136V63L134 64L133 63ZM138 65V64H137ZM164 65V64H163ZM190 65H192V64H190ZM208 65H210L209 63H208ZM16 66H18V68L20 67V68H22L23 67V70L21 71L22 72V74H20L21 72L19 71L20 69H16ZM30 66L32 67L31 68V70H32V72H31V70H30ZM58 66H59V64H58ZM150 66V65H149ZM154 66V65H153ZM206 66V65H205ZM223 66V67H222ZM241 66L242 65H240V68H241ZM74 67V66H73ZM94 67L96 68V71L97 72H95V69H94ZM117 66H116V64H115V67H114V69L116 68ZM133 67V66H132ZM132 67L130 68V66H128V68L126 67V68H124V73L126 72H128V71H125V70H127V69H129V72H130V70H131V72L133 71V69H132ZM135 67H137V66H135ZM141 67V66H140ZM144 67H147L146 68V71H147V74H145L146 76H145V79H147V78H149V76L151 75V71L153 70V68L151 69L150 67V69L151 70H149V68H148V63H147V66L145 65ZM193 67H194V65H193ZM202 67V66H201ZM235 67H237V68H235V70H234V68ZM25 68H26V71H25ZM33 68H35L34 70H33ZM56 68V67H55ZM59 68V67H58ZM101 68V67H100ZM154 68H155V66H154ZM212 68V67H211ZM239 68V69H240ZM65 69V68H64ZM72 69V68H71ZM76 68H74V70H75ZM80 69H82V68H80ZM117 69V68H116ZM136 69H138V68H135V70ZM141 69V68H140ZM209 69H210V67H209ZM219 69H221L220 71H221V73H220V71H219ZM39 70H41L40 72L41 73H39ZM56 70H57V68H56ZM56 70H55V72H56ZM60 70V69H59ZM99 70V71H98ZM155 70V69H154ZM202 70V69H201ZM211 70V69H210ZM209 70V71H210ZM30 71V72H29ZM36 71V72H35ZM62 71H63V69H62ZM71 71V70H70ZM82 71V70H81ZM89 71H93V73L92 74H90V72ZM119 70L117 69V72H118ZM139 71V70H138ZM143 71H145V69L143 70ZM159 71V70H158ZM198 71V70H197ZM196 71V72H197ZM204 71H205V69H203V77H204ZM207 71H208V68H207ZM218 71H219V74H218ZM25 72V73H24ZM28 72H29V74H30V78H28ZM65 72V71H64ZM113 72H115V70L113 71ZM117 72H115L114 74L115 75H118V74H116ZM122 72H123V70H122ZM129 72H128V74H125L124 76H126V77H128L127 75H129ZM131 72H130V74H131ZM153 72V71H152ZM155 72V71H154ZM235 72V73H234ZM24 73V74H23ZM27 73V74H26ZM38 74V75H36L35 76V74ZM42 73H43V75H42ZM59 72L57 71V74H58ZM60 73H61V71H60ZM82 73V74H83ZM123 73V74H124ZM146 73V72H145ZM160 73H161V70H160ZM201 73V72H200ZM74 74V73H73ZM111 74V73H110ZM113 74V73H112ZM136 74H138V72L136 73ZM141 74H142V72H141ZM154 74V73H153ZM207 74V73H206ZM25 75H26V77H25ZM42 75V76H41ZM72 75V74H71ZM79 75V74H78ZM120 75H122L121 73H120ZM139 75V74H138ZM160 75V74H159ZM200 75V74H199ZM219 75H220V77H219ZM40 76L43 78V79H45L46 81H47V83L45 82L44 83V81L45 80H43L42 78H40ZM68 76V75H67ZM131 76V75H130ZM130 76H129V78H130ZM132 76H133V74H132ZM141 76V75H140ZM154 76H155V74H154ZM206 76V75H205ZM208 76V75H207ZM34 77H36V78H34ZM66 77V76H65ZM69 77H70V75H69ZM118 77H119V75H118ZM126 77H123V78H125V79H123L122 77H121V80H124L122 83L120 82V83H117V82H119V81H117V80H120V78L119 79H117V77H115L116 79V84L118 85V84H120L119 86H123L121 89L123 90V88H125L126 87V83H127V86H128V83L129 82H127L128 80L126 79ZM152 77V76H151ZM213 77H212V79H213ZM218 77V78H217ZM34 78V79H33ZM83 78V77H82ZM105 78H108V82L109 83H104L105 82ZM141 78V77H140ZM198 78H201V77H199L198 76ZM205 78H207V77H205ZM227 78V79H226ZM234 78V79H233ZM42 79V80H41ZM152 81L154 80V79H152V78H150ZM134 80V79H133ZM199 80V79H198ZM207 80V79H206ZM210 80H211V77H210ZM23 81V82H22ZM83 81V80H82ZM148 81H149V79H148ZM148 81H146L145 80V82H148ZM162 81V80H161ZM24 82H26L27 83V85H26V83L24 84ZM41 82H43L42 84L43 85H41ZM151 82V81H150ZM154 82V81H153ZM157 80H156V84H157ZM197 82V81H196ZM207 82V81H206ZM21 83H22V85H23V87H24V85L25 86H27L26 88H30V91H31V89L33 90V92L32 93H30V94H28V91H27V93H26V91H22L21 90V92L23 93L24 92V94L26 93V95H27V97H26V95L24 96V94H23V98L21 97V95L20 94H18V89H19V91H20V87H22V85H21ZM72 83H74L73 85H76V86H79L80 85V83L82 84V88L79 90V92H75V93H73V92H67V89H66V91L64 90H62V89H64V88H66V87H68L69 85H71L70 86V89L72 88ZM138 83V82H137ZM219 83L221 84L220 86L224 89V90H220V86H219ZM33 84H35V86L33 85ZM37 84V85H36ZM45 84H46V86H47V88H46V86H45ZM148 83H146V86H148V91H147V94H149V91H150V89H151V87H149L150 85L148 84ZM211 84V83H210ZM31 85H33V87L31 86ZM40 85H41V87H40ZM202 85H203V82H202ZM207 85V84H206ZM212 85V84H211ZM43 86V87H42ZM44 86H45V88H46V91H43V90H45V88H44ZM119 86H117V88L119 89ZM152 86V85H151ZM153 86L154 87H156V85L155 84H153ZM205 86V85H204ZM233 86V87H232ZM242 86H246V90H245V88H242ZM35 87L38 89V91L35 89ZM39 87V88H38ZM133 87V86H132ZM154 87H152V88H154ZM159 87H161V86H159ZM211 86H209V88H210ZM216 87L219 89H216ZM230 87H231V89H230ZM10 88V89H9ZM12 88H16L17 90H15V93L14 94H12V95H10L9 94V91H11V93H12V91L13 90H11ZM75 88V87H74ZM129 88V87H128ZM116 89V88H115ZM127 89V88H126ZM213 89V88H212ZM212 89H210L209 91H212ZM49 92H48V91ZM60 90H62V91H60ZM145 90V89H144ZM153 90V89H152ZM151 90V91H152ZM207 91H208V89H206ZM205 90V91H206ZM29 91V92H30ZM42 91H43V93H42ZM76 91H78V90H76ZM117 91V90H116ZM127 92H128V90H126ZM154 91V90H153ZM218 91V92H217ZM48 92V93H47ZM146 92V91H145ZM144 92V93H145ZM222 94V96L220 95V93ZM20 93V92H19ZM151 93V92H150ZM213 93H219L218 95L219 96H221V99L219 98V96H218V98L217 99H215V98H213V100H212V97L211 96H213ZM224 93V94H223ZM247 93V94H246ZM35 94V95H34ZM41 94V95H40ZM56 94H59L60 95V99L62 100V102H59V98H57L56 96ZM117 94V93H116ZM154 94V93H153ZM225 94H227V95H225ZM37 95V96H36ZM39 95L41 96V98H40V104L38 103L39 102V100L37 99L38 97H39ZM149 95H152V94H149ZM216 95V94H215ZM214 95V96H215ZM224 95H225V97H224ZM12 96H14L15 97V99H16V101H17V103L15 102V99H10V98H12ZM18 96V97H17ZM28 96H29V99L31 100V102L33 101V106L34 107H36V108H34V107H31L30 105V101H29V99H27L28 98ZM32 96H33V98L34 99H32ZM194 97H195V95H193ZM206 96V95H205ZM9 97V98H8ZM19 97L23 100V102L22 103H18V102H20V100L18 101V99H19ZM24 97H25V99H24ZM31 97V98H30ZM119 97V98H118ZM147 97H148V95H147ZM147 97L145 98V101H147L148 99H149V97H148V99H147ZM207 97V96H206ZM223 97V98H222ZM228 97V98H229ZM35 98H36V101L37 102H35ZM57 98V99H56ZM153 98H155V97H153ZM153 98L151 97V99L152 100H150L149 99V101H148V103L151 105L152 104V102H154L153 101ZM197 98V95H196V97H195V99ZM199 98H200V95H199ZM224 98H225V100H224ZM232 98H234V96L232 97ZM27 99V101H25ZM137 99H138V101H137ZM201 99V98H200ZM203 99V98H202ZM205 99V98H204ZM203 99V100H204ZM235 99V98H234ZM42 100V101H41ZM11 101L13 102L14 101V104H12L11 103ZM111 101V100H110ZM136 101V102H135ZM141 101V102H142ZM150 101H151V103H150ZM205 101V100H204ZM227 101H228V103H227ZM229 101H231L230 103H229ZM26 102H27V104H26ZM35 102V103H34ZM225 102H226V104H225ZM127 103H128V105H127ZM231 103H232V105H231ZM21 104V105H20ZM130 104L132 105V106H130ZM142 103H140V105H141ZM146 104H147V102H146ZM149 104H147V105H149ZM200 104H201V102H200ZM199 104V105H200ZM204 104V106H205V102L204 103H202L201 105H203ZM229 104H230V106H229ZM235 104H236V102H235ZM27 105V106H26ZM37 105L39 106L40 105V107H39V110H38V108H37ZM136 105H137V103H136ZM142 105H144V106H146L145 105V102L142 104ZM149 105V107H151ZM226 105H228L227 107H228V110H229V113H228V111L226 110L227 109V107L225 108V106ZM249 105V106H248ZM12 106H13V108H12ZM133 106H134V109H135V112L133 113L132 111H134V109H133ZM103 107V108H102ZM140 107V106H139ZM149 107H148V111L150 110V112H152V110H153V106L149 109ZM27 108H29L28 110H27ZM32 108H33V111H32ZM100 108H101V110H103V112H100L99 110H100ZM132 108V109H131ZM147 108V107H146ZM247 108V109H248ZM31 109V110H30ZM143 110H145L146 111V109H145V107L144 108H142ZM196 109H197V107H196ZM206 109V108H205ZM224 109H225V111H227V113L224 111ZM236 109V108H235ZM244 109V111L246 112L247 111V109L245 110ZM198 110L199 109H197L196 111H197V116H198ZM28 112V113H25V112ZM34 111H35V113H34ZM203 111V110H202ZM223 111V112H222ZM14 112H15V116H14ZM33 112V113H32ZM98 112V113H97ZM180 112V111H179ZM204 112V113H205ZM237 112V111H236ZM244 112V113H245ZM32 113V114H31ZM155 113H156V111H155ZM154 112L152 113V114H155ZM173 113V112H172ZM171 113V115L173 116L174 114H172ZM206 113H205V115H206ZM221 113H224L223 115L225 116H223V118H222V114ZM227 115H226V114ZM243 113V111H242V115L244 114ZM36 114H37V116H36ZM143 114H145V112L143 113ZM147 114H148V116L149 115H151V114H149L148 112H147ZM196 114V113H195ZM234 114V113H233ZM233 114L230 116L232 119H233ZM240 114V115H241ZM17 115V116H16ZM24 115V116H23ZM32 115H33V117H34V115H35V117H36V119H37V121H36V119H35V117L33 118L32 117ZM126 115H128L129 117L127 118V116ZM138 115V114H137ZM180 115V114H179ZM200 115V114H199ZM241 115V116H242ZM20 116H21V118H24V121H27L26 120V118H28V124L30 125V127H28L27 126V122L24 124V121H23V119H22V121H21V119H20ZM28 116V117H27ZM31 116V117H30ZM146 116V115H145ZM181 116H182V113H181ZM183 116H184V114H183ZM202 116V115H201ZM209 116V117H208ZM221 116V117H220ZM226 116H228V117H226ZM235 116H236V113H235ZM240 116V117H241ZM16 117V118H15ZM17 117L19 118L18 119V121L20 120L21 121V123H23V125H26L27 126V131H28V133L30 132V134H28L27 132H26V127H24V126H22L21 128H23V131L25 132V134L27 133L28 134V136L29 135H34V134H37V136H38V134L41 136V134H43V133H46V132H48L50 129H52V127L55 129V127H56V130H55V136H56V134H57V138H55L54 140H52V141H50V139H46L45 141L43 140V143L41 142V144L39 143V147L37 148V146H36V148L34 147L35 145H37L38 143H36V144H33V148H34V151H35V153L33 152V154L36 156V159H37V163H40L41 161H39V158L41 159V157H44L45 158V162H44V160H43V162H44V164H45V167H43V168H48L47 170H50V168L52 167V168H54V166H52L51 164H53V162L55 163V165H56V167H57V169L58 168H61V167H63L64 168V166L65 167H67L65 170H68V169H70V168H72L73 169V171L72 172H74V174H75V176L76 177H78L79 178V174H80V172H82V171H84L85 170V173L86 174H88V172H92L93 173V175H91V178H93L92 176H94V179H92L91 180V178H90V182H88V181H86V180H84V181H81L82 179H76L75 181L77 182L76 184H75V186L74 187H71V186H73V185H67L66 186V184H65V182L64 181H66V180H63L62 181V178L60 179V176L61 177H64V176H62L63 175V173L65 172V171H63L62 172V175L60 174L61 173V171H59L58 170V172H60V173H58L57 174V176L55 175L54 177H56L57 178V182H59V183H57V184H59L58 185V189H59V191H57V189H56V187H54V186H56V184L55 185H53V186H50L51 187V191L48 189V187L47 186H49L48 184L49 183H52V180L54 179L53 177H51V178H49L50 179V181L51 182H48V181H45V179H44V176L46 175V174H48L47 172H45V170L43 171L45 174H41L39 177L41 178L42 177V183L43 182H48L46 185H44V184H42L41 185V188H40V190H39V192H37V191H33L34 189H36V187L37 188H39V185H38V183H39V181H37V179L38 178H36L35 177V172L34 171H29V170H27V169H29V166L31 165V168H32V165H33V162H31V164H30V159L34 156H30V154H28L29 156H27V153L30 151V150H28V152H26V150L28 149V146L30 145V144H28L27 143V147H23V146H25L24 144H23V142L25 143V140H26V142H28V140L27 139H29V137H27V139H25V140H23V139H21L20 137H21V135H22V137H23V132H22V130L20 131V132H22V134H20V133H18L17 131H18V129L19 128H17V127H19V125L18 124H20V121H19V123H16V121H17ZM26 117V118H25ZM30 117V118H29ZM90 117V125H91V127L89 128L88 127V125H87V123L85 122V118L87 119V118H89ZM174 117V116H173ZM173 117H172V120H173ZM178 117V116H177ZM206 117H207V119H206ZM238 117V116H237ZM239 117V118H240ZM125 118H127V119H125ZM143 118V117H142ZM148 118V117H147ZM152 118H153V116H152ZM179 118H180V116H179ZM221 118V119H220ZM256 118V119H257ZM31 119H33V122L34 121H36V122H32V120ZM144 119V118H143ZM193 119V118H192ZM196 119V118H195ZM198 119V118H197ZM203 119H204V115H203ZM224 121H223V120ZM229 119V118H228ZM128 120V121H127ZM29 121H30V123H29ZM87 121V120H86ZM120 121V122H119ZM152 121V120H151ZM174 121V120H173ZM181 121H183L182 119H181ZM200 121H201V119H200ZM234 121H237V119H235ZM233 121V122H234ZM105 122H107L106 124L108 125V126H110V125H115V123H116V128H117V131L114 129L115 128V126H111V127H113V128H109V132L111 133V134H109V132H107L108 131V128L105 130L104 128V126H107V125H104L105 124ZM179 122V121H178ZM190 122H192V121H190ZM196 122H197V120H196ZM229 122H230V120H229ZM251 122V123H252ZM111 123V124H110ZM117 123H118V126H117ZM133 121H132V124L131 125H133ZM143 123V122H142ZM176 123H177V121H176ZM180 123V122H179ZM178 123V124H179ZM242 123V124H241ZM8 124V125H7ZM17 124V125H16ZM129 124V122H128V126H129V129H130V125ZM191 124V123H190ZM190 124L188 125V126H190ZM262 124V125H261ZM33 125V126H32ZM68 125H70V127H72L73 128V131H71L72 133H73V136H72V133L70 134V136H72L73 137V139H71L72 137H69L70 138V140H74V143L73 144H69V145H71L70 146V150H64V144L66 143V141H65V137H67L68 135L66 134L67 132V126ZM139 125V124H138ZM141 125V124H140ZM228 125V124H227ZM7 126V127H6ZM10 126H12V127H10ZM21 126V125H20ZM135 126H136V124H135ZM148 126V125H147ZM191 126H193V129H194V125L192 124ZM197 126H198V124H197ZM231 126H232V124H231ZM230 126V127H231ZM234 126V125H233ZM250 126H251V124H250ZM7 128V130H6V128ZM32 127H33V129H32ZM125 126H122L121 125V128H124ZM235 127V126H234ZM237 127V126H236ZM3 128H5V129H3ZM140 128V127H139ZM143 128V127H142ZM172 128V127H171ZM261 128V130H262V132H258V131H261V130H259ZM17 129V130H16ZM25 129V130H24ZM112 129H114L116 132H114V130L112 131ZM125 129H126V127H125ZM147 129V128H146ZM175 129V128H174ZM231 129V128H230ZM5 130L7 131V132H5ZM13 130L15 131V133L13 132ZM32 130V131H31ZM53 130V129H52ZM131 130V129H130ZM129 130V131H130ZM196 130V129H195ZM237 130V129H236ZM239 130V129H238ZM238 130H237V133H238ZM12 131V133H10ZM123 131H124V129H123ZM138 131V130H137ZM234 130H232L231 132H233ZM256 131V132H255ZM0 132V133H1ZM142 132V131H141ZM150 132V131H149ZM191 132H192V130H191ZM253 132H254V135H253ZM131 133V132H130ZM129 132H128V134H129V136L132 134H130ZM256 133V134H255ZM260 133V134H259ZM66 134V135H65ZM126 134V133H125ZM134 134L135 133H133V136H134ZM141 134V133H140ZM150 134V133H149ZM196 134V132H194V135ZM231 134H233V133H231ZM142 135V134H141ZM189 135H190V132H189ZM261 135V136H260ZM40 136H39V138H40ZM52 136H53V133H52ZM136 136V135H135ZM134 136V137H135ZM257 136V137H256ZM17 137L20 139H17ZM190 137V136H189ZM188 137V138H189ZM0 138H1V134H0ZM24 138H25V135H24ZM34 138H36L35 137V135L33 136V138H31L32 139V141H33V139ZM44 138V137H43ZM47 138H48V135H47ZM140 138H141V136H140ZM186 138V137H185ZM231 138H232V135H231ZM13 139H15L14 140V142H17V143H12V141H13ZM31 139H30V142H32L31 141ZM129 139H131L130 137H127V141L129 140ZM138 139H139V137H138ZM190 139H192V138H190ZM16 140H19V141H22V143H20L19 141H16ZM137 139L135 138V141H136ZM173 140V139H172ZM184 140V139H183ZM193 140V139H192ZM34 141H36V140H34ZM33 141V142H34ZM41 141V140H40ZM47 141V142H46ZM50 141V142H49ZM129 141H131V140H129ZM134 141V140H133ZM194 141V140H193ZM32 142V143H33ZM69 142H71V141H68V143ZM10 143H12V144H10ZM49 143H51V144H49ZM67 143V144H68ZM72 143V142H71ZM138 143V142H137ZM161 143V142H160ZM191 143H193L192 141H191ZM232 143V142H231ZM15 144V145H14ZM17 144V145H16ZM76 144H79L80 146L79 147H76ZM124 144V143H123ZM136 144V143H135ZM139 144V143H138ZM194 144V143H193ZM9 145H12V146H10L9 147ZM66 145V144H65ZM126 145H128V144H125V146ZM15 147V149H13L14 147ZM21 146V147H20ZM124 146V145H123ZM139 146H140V144H139ZM191 146V145H190ZM193 146V145H192ZM191 146V147H192ZM30 147V146H29ZM119 147V148H118ZM7 148H9L10 149V151H11V153H14L17 157H16V159H15V155H14V158H11L10 156L12 155H10L9 153H10V151H9V149H7ZM32 148V149H33ZM116 148H118V149H120L119 151H118V149L117 150H115ZM132 148V147H131ZM14 151H16V152H14ZM30 149V148H29ZM66 149V148H65ZM193 149V148H192ZM19 150H21V151H19ZM138 150V149H137ZM141 150V149H140ZM194 150H193V153H194ZM9 153H8V152ZM19 151V152H18ZM123 151H124V149H123ZM20 153V154H16V153ZM26 153V155H25V162L23 161L24 160V155L22 154V153ZM148 152V151H147ZM42 153V154H41ZM52 154V156H53V162L51 163L50 161L52 160L51 159V157H50V154ZM133 153V152H132ZM131 153V154H132ZM150 153V152H149ZM6 154H8V155H6ZM123 154V155H122ZM130 154V155H131ZM138 154L140 155V153L138 152ZM229 154V153H228ZM12 155V156H13ZM19 155L21 156L20 158H18L19 157ZM49 155V156H48ZM144 155V154H143ZM149 155V154H148ZM147 155V156H148ZM10 157V158H8L7 159V157ZM34 156V157H35ZM48 156V157H47ZM141 156V155H140ZM27 157L29 158L28 160H27ZM31 157V158H30ZM47 157V158H46ZM136 157V156H135ZM138 157V156H137ZM143 157V156H142ZM162 157V156H161ZM18 158V159H17ZM23 158V160H21ZM49 158H50V160H49ZM126 158H128L127 157V154H126ZM125 158V159H126ZM132 158V157H131ZM35 159V160H36ZM116 159L117 160H121L120 162H117L116 163ZM145 159V158H144ZM151 159V158H150ZM8 160V161H7ZM9 160H10V162H9ZM14 161V163H13V161ZM18 160V161H17ZM114 160H115V166H114ZM128 160V159H127ZM132 160H133V158H132ZM11 161H12V164H11ZM16 161V162H15ZM20 161V162H19ZM27 161H28V163H27ZM31 161H32V159H31ZM146 161V160H145ZM144 161V162H145ZM8 162H9V164H8ZM138 162V161H137ZM143 162V161H142ZM155 162V161H154ZM16 163H17V166H16ZM25 163H26V165H25ZM34 163H35V161H34ZM36 163V164H37ZM51 163V164H50ZM118 163H120L119 165H118ZM125 163H126V167H128V166H130L131 164H130V161H128V163H129V165L127 166V162L125 161ZM125 163L123 164V166L125 165ZM134 163V162H133ZM132 163V164H133ZM234 163V162H233ZM42 166L44 165V164H42V163H40ZM40 164H37L36 166L37 167H39V168H41L42 169V166L40 165ZM71 164V165H70ZM200 164V163H199ZM9 165V167H7ZM16 166V167H13V166ZM23 165V166H22ZM25 165V166H24ZM54 165V164H53ZM118 165V166H117ZM148 165V164H147ZM147 165H146V167H147ZM202 165V164H201ZM27 166V167H26ZM35 166V165H34ZM33 166V167H34ZM41 166V167H40ZM71 166V167H70ZM114 166V168L116 169L115 171H113L112 172V175H113V177L115 178V177H117L116 178V180L118 179V183H119V188H117L116 187V182H113L111 179H105L106 178V176L108 175V173L107 172H109V171H111V170H108L109 168L110 169H112L113 170V168H111V167H113ZM135 166H136V164H135ZM10 167H12V170L10 169ZM24 167H26L25 168V170L23 169ZM188 167V166H187ZM190 167V166H189ZM194 167V166H193ZM15 168V169H14ZM21 168V169H20ZM36 168V167H35ZM38 168V169H39ZM131 168V167H130ZM148 168V167H147ZM206 168V169H207ZM56 169V168H55ZM126 169V168H125ZM132 169H133V167H132ZM132 169H130V172H131V170ZM190 169H191V167H190ZM200 169H201V167H200ZM11 170V172L15 175V176H13V174L11 173V172H9V171ZM15 170H17L16 172L17 173H15ZM19 170V171H18ZM26 170L28 171V172H26ZM34 170V169H33ZM122 170V169H121ZM144 170V169H143ZM20 171H25L27 174H25V173H20ZM38 171V170H37ZM36 171V172H37ZM39 171H40V169H39ZM38 171V172H39ZM53 170L51 169V172H52ZM56 171V170H55ZM95 171V172H94ZM101 171V174H99V172ZM123 171V170H122ZM135 172H136V169L134 170ZM138 171V170H137ZM190 170L188 169V171L187 172H189ZM32 172H34V173H32ZM68 172V171H67ZM139 178L141 179H143V177H142V168H141V165H140V169H139ZM186 172V171H185ZM202 172V171H201ZM207 172V171H206ZM10 175H9V174ZM28 173H29V176H31V177H29V176H27V177H29V179H32L31 181H29V179L26 177V175H28ZM111 173V172H110ZM208 174H209V172H207ZM17 174V175H16ZM23 175V179L21 178L22 177V175ZM37 174H39V173H37ZM59 174H60V176H59ZM73 174V175H74ZM91 174V173H90ZM89 174V175H90ZM107 174V175H106ZM121 174H123L122 172H121ZM138 174V173H137ZM147 174V173H146ZM150 174V173H149ZM185 174V173H184ZM187 174V173H186ZM198 174V173H197ZM205 174V173H204ZM216 174H218L219 176L218 177H216L217 175ZM7 175L9 176V177H7ZM71 175H72V173H71ZM72 175V176H73ZM100 175V176H99ZM188 175H190V173L188 174ZM203 174H201V176H202ZM10 176H12V177H10ZM18 176V177H17ZM25 176V177H24ZM58 176H59V179H60V181L58 180ZM100 177V180H99V182H98V179H99V177ZM109 176V175H108ZM125 176V175H124ZM129 176H131V177H133L134 178V175H133V173H132V175L131 174H129L128 173V175H127V177L129 178ZM186 176V175H185ZM199 175H197V178H199L198 177ZM204 176V175H203ZM208 176V175H207ZM14 177H15V179H16V177H17V180H19V178L21 179V181H17V180H14ZM71 177V176H70ZM98 177V178H97ZM119 177V178H118ZM147 177V176H146ZM183 177V176H182ZM209 177H211V176H209ZM208 177V178H209ZM8 178H10L9 180L12 182V183H14V186L12 185V183L11 182H9L8 181ZM24 178H25V180H24ZM28 179V183L26 182V180ZM39 178V179H40ZM53 178V179H52ZM72 178V177H71ZM110 178V177H109ZM113 178V179H114ZM125 178H126V176H125ZM128 178H126V179H128ZM132 178V179H133ZM191 178H192V176H191ZM197 178H196V180H197ZM65 179V178H64ZM67 179V178H66ZM89 179V178H88ZM123 179V178H122ZM130 179V178H129ZM190 179V178H189ZM200 179V178H199ZM203 179V178H202ZM48 180V179H47ZM73 180V179H72ZM137 180H138V178H137ZM185 180H187V179H185ZM184 180V181H185ZM14 181V182H13ZM24 181H25V183H24ZM86 181V182H85ZM93 181V182H92ZM141 181V180H140ZM157 181V180H156ZM156 181H154V183L157 185L158 183L156 182ZM167 181H169V180H167ZM167 181H165V190L164 191H169L171 188H172V192H174V186L172 187L171 186V188L170 189H168L169 188V183H171V182H169V183H167ZM188 181V180H187ZM190 181V180H189ZM195 181V180H194ZM208 181V180H207ZM217 181V182H216ZM8 182V183H7ZM20 184H18V183ZM21 182H23V183H21ZM95 182H97L96 183V187L94 186V184H95ZM129 182H132L131 181V179H130V181ZM145 182H147V181H145ZM151 182V184H152V181H150ZM181 182H182V180H181ZM180 182V183H181ZM199 182H201V181H199ZM56 183V182H55ZM66 183L67 184H69V182H67L66 181ZM92 183V184H91ZM94 183V184H93ZM136 183V182H135ZM193 183H196V182H193ZM7 184H8V186H7ZM11 184V185H10ZM70 184H71V182H70ZM86 184H87V187H86ZM89 184H91V186L90 187H92V188H94L95 187V190L92 192V190H90V192H91V195H90V192H88V193H86V192H83V190L84 189H86V188H88V186H89ZM133 184V183H132ZM137 184H138V182H137ZM151 184H150V186H151ZM173 184V183H172ZM202 184H203V182H202ZM10 185V186H9ZM126 185H127V183H126ZM142 185V184H141ZM180 185V184H179ZM190 185V184H189ZM200 185H201V183H200ZM207 185V184H206ZM12 186V188L11 189H13L14 191H15V194L13 193L12 194V192H14L13 190L12 191H10V187ZM26 186V187H25ZM128 186H130V184H128ZM137 186V185H136ZM136 186H134V187H136ZM144 186V185H143ZM198 186H199V184H198ZM9 187V188H8ZM70 187H71V189H70ZM126 187V186H125ZM142 187V186H141ZM154 187H157V186H154ZM186 187H187V184H186ZM186 187H184V188H186ZM25 188H29V191H31L30 193H32V192H35L32 196L30 195V193L27 195V197L25 198V201L27 200L28 202H25V204H24V206L22 205V207H19V203L20 202H22L23 203V200H24V197L22 198V195L23 194H21L20 195V191L22 190V191H24L25 193L24 194H27V190H25ZM72 188H74V189H72ZM91 188V189H92ZM132 188V187H131ZM137 188H139V186H137ZM136 188V190H138ZM148 188H149V186H148ZM147 188V189H148ZM151 188H152V186H151ZM190 188H192L193 189V191L195 190L193 187H189V188H187V189H190ZM197 188V187H196ZM89 189V188H88ZM125 189H127V188H125ZM130 189V188H129ZM168 189V190H167ZM9 190V191H8ZM16 190H18V191H16ZM37 190V189H36ZM150 189H148V191H149ZM156 190V189H155ZM176 190V189H175ZM210 190H211V188H210ZM75 191V192H74ZM77 191H78V193H80V192H82V194L80 195V196H78L77 197V195H78V193H77ZM124 191V190H123ZM140 191H141V188L139 189V192H138V195L137 196H135V201L134 202H136V204L138 203H140L139 202V200L141 199V197H140ZM191 191V190H190ZM216 191V190H215ZM9 192H11V194H9ZM59 192V193H58ZM127 192V191H126ZM128 192H130L129 190H128ZM150 192V191H149ZM22 193V192H21ZM39 193V194H38ZM77 193V194H76ZM144 193V192H143ZM169 193V192H168ZM183 193V192H182ZM87 194V195H86ZM123 194V193H122ZM121 194V196H123ZM126 194V193H125ZM146 194H147V192H146ZM156 194V193H155ZM184 194V193H183ZM194 194H195V192H194ZM204 194H205V192H204ZM12 195V196H11ZM13 195H15V196H13ZM40 195V196H39ZM76 195V196H75ZM133 195V194H132ZM143 195H145V193L143 194ZM166 195V194H165ZM181 195V194H180ZM196 195V194H195ZM194 195V196H195ZM21 196V197H20ZM43 196V195H42ZM89 196H91V198H89ZM129 196V195H128ZM147 197H148V195H146ZM150 196V195H149ZM200 196V195H199ZM198 196V197H199ZM29 197V198H28ZM45 197V196H44ZM130 197V196H129ZM133 197V196H132ZM209 197V196H208ZM131 198V197H130ZM173 198V197H172ZM171 198V199H172ZM133 199V198H132ZM183 199H184V197H183ZM201 199V198H200ZM202 200V199H201ZM200 200V201H201ZM29 201H30V203H29ZM198 201V200H197ZM207 201V200H206ZM217 201V200H216ZM219 201V200H218ZM171 202V201H170ZM182 202V201H181ZM202 202V201H201ZM22 203H20V205L22 204ZM29 203V204H28ZM46 203V202H45ZM46 203V204H47ZM79 203V204H78ZM145 203V202H144ZM147 203V202H146ZM184 203H186V202H184ZM204 203V202H203ZM205 203H207L206 205L208 206V203H209V201L208 202H205ZM73 204V205H72ZM77 204V205H76ZM136 204H134V205H136ZM150 204V203H149ZM171 204V203H170ZM217 204V203H216ZM27 205V206H26ZM28 205H29V207H28ZM74 207V209L75 208H78L79 209V211H80V215H79V213L78 214H76L75 215V210L73 209V208H71L72 206ZM143 205V204H142ZM141 205V206H142ZM165 205V204H164ZM184 205V204H183ZM186 205V204H185ZM209 205H210V203H209ZM264 204L262 203V205L260 206L259 205V208H258V206L255 208H253V209H257V212L260 214V215H258V218L256 217L255 219H254V224H256V227H255V225L253 226V229H254V227H255V231H254V239L255 240H253L252 241V245L253 246H255V247H257V246H261V245H263L264 244V213L262 214V212L264 211V206H263ZM59 206H62V207H64V212L62 213V214H64L65 212H67V210L66 209H71L70 211L68 210V212H70V213H65L66 215H62L61 214V211H58V207ZM215 206V205H214ZM217 206H219V205H217ZM136 207V206H135ZM150 207V206H149ZM159 207V206H158ZM164 207V206H163ZM263 207V208H262ZM21 208V209H20ZM156 208V207H155ZM165 208V207H164ZM174 208V207H173ZM216 209H217V207H215ZM242 208V210H240ZM77 209V210H78ZM211 209H213L212 208V206H211ZM159 210V209H158ZM157 210V211H158ZM168 210V209H167ZM166 210V211H167ZM171 210V209H170ZM170 210H168V212H167V214L169 215V216H171V215H173V213H174V211H173V213H171L170 212ZM214 210V209H213ZM220 210V209H219ZM218 210V211H219ZM234 210L236 211V214H235V212H234ZM240 210V211H239ZM44 211V212H43ZM72 211V212H71ZM145 211V210H144ZM147 211V210H146ZM230 211V212H229ZM238 211L240 212V213H238ZM254 211V210H253ZM260 211H262V212H260ZM43 212V213H42ZM139 212V211H138ZM154 212V211H153ZM156 212V211H155ZM187 212V211H186ZM233 212H234V214H233ZM49 213V212H48ZM47 213V214H48ZM145 214H144V216L146 217L145 218V221L146 220H148V218L151 216L150 214H152V211L150 212V209H149V212H144ZM42 214V216H40ZM139 214H140V212H139ZM162 214V213H161ZM163 215V214H162ZM167 215V216H168ZM186 215V214H185ZM188 215H189V212H188ZM225 215H226V213H225ZM229 215V216H230ZM239 215V216H238ZM243 215V214H242ZM263 215V216H262ZM48 216V215H47ZM62 216H63V218H64V220H65V222H66V217H67V219L69 220H67L68 222H70V224L68 223V222H66L65 224L67 225V223H68V225H70L71 226V224H72V222L73 223H75L74 224V228L71 226V228H72V232L70 231L69 232V230H70V227H68L69 229L67 230V228H66V226L64 227L63 225H65V224H63V221L64 220H62ZM65 216V217H64ZM155 216V215H154ZM168 216V217H169ZM218 216V215H217ZM260 216H262L261 218H260ZM40 217H42V218H40ZM191 217V216H190ZM231 217V218H232ZM234 217H236L235 219V221H234ZM45 218V217H44ZM46 218V219H47ZM56 218V220H57V224H58V226L56 225V222H55V219ZM139 218V217H138ZM165 218H167L166 216H165ZM210 218H211V216H210ZM222 218V217H221ZM224 218V217H223ZM128 219V220H127ZM154 219V218H153ZM45 220V219H44ZM118 220H119V223H118ZM212 220H213V217H212ZM231 220V219H230ZM138 221V220H137ZM136 221V222H137ZM142 221V220H141ZM190 221H192V220H190ZM81 222L79 223L80 225V227H81V229L85 226V228H86V225L85 224H81ZM150 222H151V220H150ZM223 222H225V221H223ZM232 222V223H233ZM237 222V223H236ZM23 223V224H22ZM130 224L131 223H133V222H129ZM129 223H127V225L129 224ZM135 223V222H134ZM215 223V222H214ZM225 223H227V222H225ZM238 223H239V225H238ZM145 224V223H144ZM148 224V223H147ZM169 224V223H168ZM177 224V223H176ZM191 224V223H190ZM235 224H234V227H235ZM31 225V226H30ZM48 225V226H49ZM76 225V226H75ZM91 225V226H90ZM142 225V224H141ZM152 225V224H151ZM214 225V224H213ZM40 226H41V228H42V230H41V228H40ZM104 226V227H103ZM125 226H126V224H125ZM130 226V225H129ZM131 226H132V224H131ZM135 226V225H134ZM177 227H178V229H179V226H178V224L176 225ZM215 226V225H214ZM220 226V225H219ZM222 226V225H221ZM228 226V224H226V227ZM232 226H233V224H231V227L230 228H232ZM240 226V227H239ZM242 226V227H241ZM252 226V225H251ZM31 227H33V228H31ZM37 228V229H35V228ZM121 227H123V225L121 226ZM120 227V228H121ZM148 227V226H147ZM157 227V226H156ZM233 227V228H234ZM66 228V229H65ZM126 228V227H125ZM127 228H128V226H127ZM217 228H218V226H217ZM30 229V230H29ZM34 230V231H31V230ZM65 229V230H64ZM80 229V228H79ZM84 229V228H83ZM82 229V230H83ZM117 229V230H116ZM135 229V228H134ZM151 229V228H150ZM220 229V228H219ZM47 230V229H46ZM67 230V231H66ZM101 230H103V232L101 233V234H98V233H100L101 232ZM145 230V229H144ZM232 230V229H231ZM236 230V229H235ZM39 231V230H38ZM38 231H36V235L35 236H37V234H38V236H39V233H37ZM44 231H45V229H44ZM66 231V232H65ZM84 231V230H83ZM119 231V230H118ZM127 231V230H126ZM135 231V230H134ZM146 231H147V229H146ZM28 232H29V234H28ZM34 234H33V233ZM43 232V231H42ZM47 233H48V231H46ZM85 232V231H84ZM83 232V233H84ZM125 232V231H124ZM138 232V231H137ZM137 232H135V233H137ZM150 232H152V231H150ZM149 232V233H150ZM220 232V231H219ZM233 232V231H232ZM243 232V231H242ZM87 233V230H86V232H85V234ZM129 233V232H128ZM127 233V234H128ZM134 233V235H136ZM227 233V232H226ZM31 234H33V235H31ZM46 235V233H44L43 232V235ZM78 234H80L79 236H78ZM120 234V233H119ZM130 234V233H129ZM157 234V233H156ZM42 235V236H43ZM44 235V236H45ZM48 235V234H47ZM168 235V234H167ZM222 235V234H221ZM237 235H235V237H237ZM35 236H33V237H35ZM43 236V238L44 239H47L46 237L47 236H45L44 237ZM67 236V235H66ZM122 236V235H121ZM150 236V235H149ZM163 236H165V235H162V237ZM233 236V235H232ZM231 236V237H232ZM80 237V238H79ZM88 237V236H87ZM128 237V236H127ZM143 237H144V234H143ZM147 237V236H146ZM161 237V236H160ZM84 238H85V236H84ZM140 238H141V236H140ZM221 238V237H220ZM230 238V237H229ZM234 238V237H233ZM238 238L239 237H237V241H238ZM71 239H72V237H71ZM74 239V238H73ZM86 239H88L89 240V238H86ZM129 239V238H128ZM127 239V240H128ZM166 239H167V237H166ZM244 239V238H243ZM247 239V238H246ZM34 240V239H33ZM48 240V239H47ZM66 240H67V238H66ZM82 240V239H81ZM148 240V239H147ZM165 240V239H164ZM163 240V241H164ZM214 240V239H213ZM224 240H225V237H224ZM235 240V239H234ZM87 240H85L84 239V242H86ZM168 241V240H167ZM175 241H176V239H175ZM206 241H208L207 239H206ZM222 241V240H221ZM232 241V240H231ZM140 242V241H139ZM139 242H137V243H139ZM142 242V241H141ZM223 242V241H222ZM226 242V241H225ZM72 243V242H71ZM134 243V242H133ZM144 243V242H143ZM152 243V242H151ZM156 243V242H155ZM159 243H160V241H159ZM165 243V242H164ZM169 243H171L170 241H169ZM209 242H207V243H204L203 245H207ZM211 243H212V239H211ZM239 243H240V241H239ZM248 243V242H247ZM66 244H67V242H66ZM130 244V243H129ZM131 244H132V242H131ZM225 244V243H224ZM231 244V243H230ZM234 243H232V245H233ZM249 244V243H248ZM70 245V244H69ZM139 245V244H138ZM137 245V246H138ZM157 245V243L155 244V246ZM162 245V244H161ZM212 246V244H209V246ZM239 245V244H238ZM247 245V244H246ZM39 246V245H38ZM133 246V245H132ZM159 246V245H158ZM217 246H218V242H217ZM220 246V245H219ZM228 246V245H227ZM250 246V245H249ZM36 247H37V245H36ZM126 248H128L127 247V245L125 246ZM146 247V246H145ZM166 247V246H165ZM174 247V246H173ZM197 247V246H196ZM221 247H222V245H221ZM233 247V246H232ZM241 247H242V245H241ZM67 249H68V244H67V247H66ZM71 248V247H70ZM152 248H153V246H152ZM161 248V247H160ZM159 248V249H160ZM171 248V247H170ZM199 248V247H198ZM198 248H197V250H198ZM55 249H54V251H55ZM132 249V248H131ZM155 249V248H154ZM229 249H230V247H229ZM235 249V248H234ZM264 249V246H263V248H261L260 250H261V254L264 256V253H262V250ZM117 250H119L120 252H121V255H122V253H124V257L123 258H120L121 256L120 255H118V251ZM153 250V249H152ZM158 250V249H157ZM164 251L166 250V249H163ZM218 250V249H217ZM231 250H232V248H231ZM222 251H224L223 249H222ZM230 251V250H229ZM68 252V251H67ZM119 252V253H120ZM140 252V251H139ZM219 252V251H218ZM234 252V251H233ZM69 253V252H68ZM126 253V254H125ZM137 253V252H136ZM143 253V252H142ZM150 253V252H149ZM160 252L158 251V254H159ZM166 253V252H165ZM168 253V252H167ZM197 253V252H196ZM203 253L205 254V252L203 251ZM229 253V252H228ZM227 253V254H228ZM230 253H232V251L230 252ZM54 254V255H55ZM162 254V253H161ZM202 254V253H201ZM208 254V253H207ZM125 255H127V256H125ZM139 255V254H138ZM142 255V254H141ZM153 255V254H152ZM216 255V254H215ZM120 256V257H119ZM203 256V255H202ZM213 256V255H212ZM231 256V255H230ZM229 256V257H230ZM235 256V255H234ZM237 256H238V254H237ZM134 257V256H133ZM158 257V256H157ZM204 257V256H203ZM228 257V256H227ZM239 257H241V256H239ZM219 258H220V256H219ZM218 258V259H219ZM223 259H224V257H222ZM69 259H70V257H69ZM82 259V260H81ZM152 259H153V257H152ZM151 259V260H152ZM157 259V258H156ZM162 259H163V257H162ZM208 259H210V258H208ZM222 259V260H223ZM241 259V258H240ZM243 259V258H242ZM56 259H55V261H57ZM147 260V259H146ZM192 260V259H191ZM194 260V259H193ZM211 260L212 259H210V262H211ZM144 261V260H143ZM142 261V262H143ZM163 261V260H162ZM172 261V260H171ZM216 261V263H217V260H215ZM221 261V260H220ZM219 261V262H220ZM223 261H225L226 262V260H223ZM227 261H228V259H227ZM232 261V260H231ZM254 261V260H253ZM66 262V261H65ZM72 262V263H73ZM80 262V263H81ZM139 262V261H138ZM148 262H149V260H148ZM147 262V263H148ZM160 262V261H159ZM187 262H189V261H187ZM187 262H185V263H187ZM230 262V261H229ZM56 263V262H55ZM75 263V262H74ZM137 263V262H136ZM158 263V262H157ZM164 263H165V261H164ZM232 263V262H231ZM66 264V263H65ZM79 264V263H78ZM133 264H134V262H133ZM141 264V263H140ZM143 264V263H142ZM145 264V263H144ZM153 264H155V263H153ZM163 264V263H162ZM180 264V263H179ZM182 264H184V263H182ZM190 264V263H189ZM210 264V263H209ZM227 264V263H226ZM234 264V263H233ZM237 264V263H236Z\"/></svg>",
	"mask_w": 264,
	"mask_h": 264
},
{
	"label": "clouds",
	"instance_id": "9594fccd",
	"mask_svg": "<svg viewBox=\"0 0 264 264\" xmlns=\"http://www.w3.org/2000/svg\"><path fill=\"white\" fill-rule=\"evenodd\" d=\"M248 75L251 76V79L255 84L256 98V102L248 114L250 118H256L258 116L264 115V44H262L255 52L250 55L248 61V72L244 77L245 80L247 79ZM242 88H245L246 90V86H242ZM243 110V108H237V112ZM190 145L191 140L190 138L186 137L183 146L178 150L179 155L176 161L178 168L186 167L191 164L194 153ZM239 147L240 135L239 133H234L230 146V154L233 160L237 159ZM183 196L197 228V240L203 241L204 239H207L210 241L212 238H214L215 231L210 219V210L208 206L198 202L194 194L188 189L184 190Z\"/></svg>",
	"mask_w": 264,
	"mask_h": 264
}]
</instances>
